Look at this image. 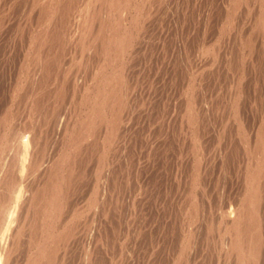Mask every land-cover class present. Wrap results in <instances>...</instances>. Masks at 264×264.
I'll use <instances>...</instances> for the list:
<instances>
[{
    "label": "rangeland",
    "instance_id": "374dc122",
    "mask_svg": "<svg viewBox=\"0 0 264 264\" xmlns=\"http://www.w3.org/2000/svg\"><path fill=\"white\" fill-rule=\"evenodd\" d=\"M17 1V2H16ZM23 1V2H22ZM0 0V61H2L3 63H1L0 62V111H3V112H0V139H1V142H0V148H2V149H4V146H5V148L6 149H9L8 151H10V153L5 149V151H7L8 153H6V155H5V151H4V153H1L0 154V156L1 155H4V158H3V156H1L0 157V164H1V171H0V174H3V175H0V177L2 176H4L3 178H2V186H0L1 188H3V190L0 188V193H1V190H2V193L3 194H0V200H1V197L3 196V199L4 200H2L1 202H7V203H5L7 206V208H8V210H7V214H6V218L8 217V219H6L5 217V219H4V222L6 221V223L10 220V217L9 216H11V214H12V212H13V208H14V201L15 200H13L12 199V197L14 196H11L12 195V193H11V190L14 188V191H15V194L17 193V191L18 190H21L22 192H24V191H26L27 190V192L25 193L24 192V194L22 193V198L24 199L25 197H26V199H22V204L21 205H19L18 206V208L16 209V213H17V215H16V213H15V215H14V220L12 219V221L14 222V226H15V228L16 227H19V223H21L22 224V226L25 228V225H26V228H30L29 230L27 229L26 230V228L24 229V234L20 237V240L18 241V243H19V245L18 244H16V250H14L13 252H12V254H11V259H12V261H13V259L15 260V262L17 263V261H18V263L17 264H23V260H24V256L26 255V251H28L29 252V242H31V236H32V234H33V229L29 226V224L27 223V221H26V212L29 210V207L31 206L30 204H31V202L30 201H32L29 197L32 195L33 196V193L34 192H37V191H35V188H36V186H39L40 184H42L43 185V182L42 183H40L41 181H45L46 180V175H44V173H48L52 168V166L54 165V167H55V165L58 163V167L57 168H59V170H61L60 171V174H59V176L61 177V174H62V178H64L65 179V177L67 176V178H69V182H70V180H71V184L70 183H67L66 185L68 186H66V188H65V193H66V191H67V193H68V191H69V194H67L68 196H69V198H67L66 197V199L67 200H65V201H67L66 202V206H65V208L67 209V211H70L71 212V210L70 209H68V205H69V208H75V206H74V204L76 205L77 204V202H79L80 204H81V206L80 205H76V207H79V210H81L82 208H84L83 210H85L84 211V214H85V217L87 216V218H89V219H86V220H84V216L82 215V214H80V216H79V219L80 218H82L80 221L83 223V224H85L84 223V221H87L88 223H89V221H90V218H91V212H90V210L91 209H87L86 208V204H88V202H89V200L87 201V199L90 197V198H92V197H94V196H96L98 193H99V191L101 192V190L100 189H102L101 187H103V190L107 187V189L108 190H106L105 189V191H108L106 194H103V197L100 195V193H99V195L98 196H100L103 200H105L104 199V197H105V195H106V197H107V199L105 200V201H107L106 203H104L102 206H101V208L103 207V210H102V212L100 211L99 212V208L100 207H98V212L96 211V214H101L100 216L98 215V218L99 217H104V213L103 212H105L107 215L106 216H108L109 217V219H108V217H107V219H106V221H105V218H106V216H105V218H100V222L98 221V223L100 224H98L97 223V221H96V225H99V226H96V230H98L99 231V233H98V231H96V233H95V237H94V239L96 238V236L98 237V242L96 241V243L95 244H97V245H95V247H94V252L96 253V256H95V258L93 259V261H95V262H93L92 261V264H176V262L177 263H180L181 262V264H207V262H209V264H214V262H215V264H222V262H224V264L227 262V264L229 263V264H233V262L232 261H234V259H232L231 258V256H229L228 257V255H226V257L224 258V254L222 253L223 251L222 250H219V249H222L219 245H218V240H219V236H218V234H219V232H220V229L218 228V226H217V223H218V221H216L217 220V213L215 212V210L217 211V208H218V196L220 195V194H217V193H220V186H221V182H223V183H225V185L226 186H224V188H225V190H224V188H223V191L222 192H224L223 193V196H224V194L225 193H227L226 194V196H228V200H229V198H230V200H233L235 197H236V195L238 196V198L240 197V195L242 194V193H245V189H244V182L243 181H245V177H244V175H243V180H242V175H238L239 174V171L241 172L240 174H244L245 172H246V167L248 168L249 166H250V164L252 163V160H251V162H250V160L248 159V158H250L251 159V155H253V154H247V153H252L253 152V150L251 151V146H250V144L251 143H249V144H247L246 143V145H247V147H246V145H245V148H246V150L244 149V146H243V143L244 142H241L242 140H243V138L240 136V135H243V133H244V135H243V137H244V141L245 140H247V139H250V138H252L253 137V132H254V128H255V126L257 125V124H259L258 122L260 121V119H262L261 117L264 115V99L263 98H261V97H264V85H263V83H264V45L262 46L260 43H261V40L262 39H264L263 37H264V35H262L263 34V32H261L262 30H260L259 29V26H257L258 24V22H259V18L257 19L256 17V13L252 10H250V9H252V7L250 6V8H249V10H248V8L247 9H244V7H242V9H237V12H236V15H235V18L236 17H242V18H240L239 19V17L238 18H236V19H234L235 21H233V23L232 22H230L229 20H227L226 19V17H227V15H228V13H230V2H229V0H203V4H202V0L200 1V0H158L159 1V3H156V0H151V2H148L149 0H147V1H144V3H145V5L146 4H150V3H153L152 5H150L149 6V10H148V17H144V19L146 18V20H144L143 19V21H145L144 23H142V29H139L140 30V32L139 31H136L135 32V36H136V39L137 40H135L134 42H133V44L127 49V53H124V55L121 57H117V56H115V57H110L111 59L112 58H114L113 60H111L113 63H111V65H109V66H106V64H104L105 66H106V69H110L111 68V66H114L115 67V65H116V63H117V65H119V66H125V68L127 67V69L126 70H124L125 68H124V66H123V70H124V72H126L125 74L128 76V74H129V76H128V80H129V82H132L133 81V83L135 82L136 84V86H134V93H133V95H130L131 97H129L130 99H129V101H132L130 104H129V108H130V111H129V114H131V117L133 116V118L134 117H136L137 116V118H134L133 120L134 121H132V123H131V128L132 129H130L131 131H128V133H126L127 135L128 134H130V135H128L129 137H127V135L125 134L124 135V133L123 132H121L120 134H121V136H116V138H115V145H118V147L115 149V148H113L111 145H110V148H109V150H108V152H107V154H105L106 156L104 157V160H103V158H102V160H100V161H97V153H96V148H95V144H96V142L98 141V142H103L104 140V138L102 137V136H100V137H97L96 136V139L95 140H97V141H95V140H93L94 139V137H90V138H87L86 139V142L85 141H83L82 143H81V145L84 143V145L86 146V148L84 147H82L81 148V150H80V152H79V154L74 158V162L76 163L77 162V164H74V166L73 167H71V170H74V167H76L75 169L77 170H75V171H73V172H71V170H69L68 169V166H67V164H66V161H60V162H58L59 160H60V158H61V156L64 154V152L66 151H69L71 148V150H70V153H74L73 151L75 150L74 148H77V147H71L70 146V144H67V142L66 141H68V139L69 140H71L70 138V136L69 135H71V128L70 127H72L71 126V124L75 121V125L74 124H72V125H74V126H76V124L79 122V118H81V119H83L84 118V116L86 115L85 113H82L80 110H84V112H85V106H83V105H81L82 107H77V106H74V104L76 105V100L78 101V99H79V97H78V95L80 96V95H86V89H84L83 87H86L87 89L90 87L91 88V86L93 85V83L95 84V82L96 81H98L95 77H96V75H98L97 73L99 72L100 73V71H102V67H100V65H99V61H97V58H96V56H95V58H92L90 61H88V62H90L89 64H90V66H89V64H88V62L86 61H84V58H83V62H82V64L81 65H78V64H75L74 62H75V60H73L74 59V50H75V48H77L76 47V43H75V45H74V43L73 42H75L74 40L71 42L70 41V39H71V32H73L72 30L74 29L73 27H74V23H72V16H71V19H70V22H67V27H66V30H68L67 32V35L70 33V35H68V37H67V35L65 36V41H66V43H65V50H64V52H65V54L63 55V56H65L66 55V53L68 54V56H69V54L71 53L72 54V58L70 59V57H67V55L64 57L65 58V60H63L62 61V63L61 64H58V58L56 57V55L54 56V57H56V58H50V57H52V55L51 56H49V54L47 55L48 56V58L46 57V59H47V63H46V69L44 68H42V69H39V68H37L36 69V67H35V65L33 64V60H34V58H32V56H34L35 57V55H33V49L31 48V46H28V45H31V37L33 36L32 34L35 32V30H38V29H35L34 27H36L33 23H35L34 21L35 20H37V17H36V15H37V10H36V8H34L33 6L32 7H30V3H29V5H28V2L30 1V0H26L27 2H25V0ZM83 2H84V0H82ZM81 0H78V1H75V0H73V2H75V4H73V2H72V4H73V6L71 7L72 9L74 8V9H76V10H74V15H75V12L76 11H79V12H83L82 10L83 9H81V8H83L84 6H83V2H82ZM86 1H88V2H91L90 0H85V2ZM153 1V2H152ZM161 1V2H160ZM199 1V2H198ZM228 1V2H227ZM11 4H10V3ZM16 2V3H15ZM76 2H78V3H76ZM142 2V1H141ZM168 2V3H167ZM193 2V3H192ZM14 3V4H13ZM19 5H18V4ZM20 3H22V4H20ZM26 3V4H25ZM83 3V4H82ZM157 5H156V4ZM165 3V4H164ZM187 3V4H186ZM195 3V4H194ZM206 3V4H205ZM208 3H209V5L211 6L210 7V9H211V12H207V11H209L210 9H207L208 7H209V5H208ZM16 4H17V7H21V9H19V8H17L16 7ZM71 4V5H72ZM79 5L78 7H77V5ZM193 4V5H192ZM199 4H202V5H199ZM205 4V5H204ZM251 4V3H250ZM12 5V6H11ZM20 5H22V6H20ZM81 5H82V7H81ZM85 5V4H84ZM148 5H147V7H148ZM163 5V6H162ZM183 5V6H182ZM208 5V6H207ZM224 5V6H223ZM229 5V6H228ZM15 6V7H14ZM155 6H157V7H155ZM166 6V7H165ZM188 6H190V7H188ZM199 6V7H198ZM203 6V7H202ZM205 6V7H204ZM7 7V8H6ZM26 7H28V9L26 10ZM77 7V8H76ZM81 7V8H80ZM153 7V8H152ZM159 7V8H158ZM163 7V8H162ZM169 7V8H168ZM196 7V8H195ZM207 7V8H206ZM222 7H223V9H222ZM17 8V9H16ZM23 8V9H22ZM31 8V9H30ZM32 8H33V10H32ZM81 9V10H79V9ZM158 8V9H157ZM200 8V9H199ZM203 8V10H204V12H205V23H206V25H205V36H204V39H205V41H206V44H207V46L209 47H207L208 48V51L209 52H211V50H209V49H212V52H213V54H209V52H206V53H204L203 55H201L200 56V54H197V58L198 59H195V56L193 57L192 55H194V52L192 51V47H194L193 46V43L194 44H196V41L198 40V38L199 39H201L200 38V36L202 37V35H199V34H201V22H200V19L199 18H202L200 15H201V13L200 12H202L201 11V9ZM227 9V10H225V9ZM2 9H4V10H2ZM15 9V10H14ZM34 9H35V11H34ZM71 9V10H72ZM95 9H96V5H95ZM163 9V10H162ZM165 9V10H164ZM169 9V10H168ZM183 9V10H182ZM188 9V10H187ZM197 9V10H196ZM212 9H213V11H212ZM2 10V11H1ZM26 11V13H24L25 11ZM72 10V11H73ZM162 12H161V11ZM182 10V11H181ZM223 10V11H222ZM242 10H243V13H244V16H243V13H242ZM18 11V12H17ZM27 11H29L30 13L31 12H33V13H31V18H30V14H29V12H27ZM166 11V12H165ZM168 11V12H167ZM175 11H177V12H175ZM179 11H181L180 13H179ZM188 11V12H187ZM215 11V12H214ZM246 11H248V13H250V14H248V13H246ZM251 11V12H250ZM21 12V13H20ZM156 12V13H155ZM164 12V13H163ZM198 12V13H197ZM224 12V13H223ZM255 13V15L253 14V13ZM21 15H20V14ZM23 13V14H22ZM29 15H28V14ZM78 13V12H77ZM76 13V14H77ZM143 13V12H142ZM155 13V14H154ZM203 13V12H202ZM210 13V14H209ZM3 14V15H2ZM5 14V15H4ZM9 14V15H8ZM11 14H12V16L14 15V14H16V16H11ZM19 14V15H18ZM34 16H33V15ZM144 14V13H143ZM192 14H194V16H195V18H194V16L192 15ZM196 14L198 15V16H196ZM238 14V15H237ZM7 15V16H6ZM25 15V16H24ZM26 15H28V19H26L25 17H26ZM160 15V16H159ZM163 15V16H162ZM182 15V16H181ZM242 15V16H241ZM252 17V18H250V16ZM8 16H11V17H9V19H8ZM33 16V17H32ZM178 16V17H177ZM185 16V17H184ZM224 16H225V18H224ZM248 16V17H247ZM1 17H3L2 19H1ZM7 17V18H6ZM22 17H24V18H22ZM193 17V18H192ZM197 17H199L198 19H197ZM212 17V18H211ZM253 17H255L254 18V21H253ZM10 18H12L11 20H10ZM18 19V21L20 22L21 21V19H22V21H21V23L20 24H18L17 26H16V22H17V19ZM33 18H34V20H33ZM150 18H152V19H150ZM189 18V19H188ZM224 18V19H223ZM245 18V19H244ZM248 18H249V20H248ZM8 19V20H7ZM25 19V20H24ZM155 19V20H154ZM188 19V20H187ZM195 19V20H194ZM220 19V21H219V23H218V20ZM226 19V20H225ZM239 19V20H238ZM248 21H252L253 22V24H252V22L250 23V22H248ZM252 19V20H251ZM256 19L258 20V21H256ZM3 20V21H2ZM12 20H14V22L12 21ZM27 20V21H26ZM63 20V19H62ZM148 20V21H147ZM160 20V21H159ZM207 20H209V21H211L212 23L210 24V23H208L207 22ZM245 20L247 21L246 23H245ZM2 21V22H1ZM7 21V22H6ZM10 21V22H9ZM12 21V22H11ZM16 21V22H15ZM26 21V22H25ZM64 21V20H63ZM150 21H152V23L150 22ZM193 23H192V22ZM198 21V22H197ZM224 21H225V23H224ZM229 21V22H228ZM244 21V23L245 24H243L242 22ZM3 22H4V24H3ZM18 22V23H19ZM24 22H25V24H24ZM155 24H154V23ZM197 24H196V23ZM240 22V23H239ZM255 22H256V25H255ZM260 22H262L261 20H260ZM259 22V23H260ZM6 23V24H5ZM54 23L55 24H57L56 23V21H54ZM66 23V22H65ZM72 23V24H71ZM150 25H149V24ZM185 23V24H184ZM208 23V24H207ZM215 23V24H214ZM222 23H224V25L222 24ZM234 23H236V24H234ZM247 23H249V24H247ZM22 24V25H21ZM24 24V25H23ZM194 24H196V28L195 27H193V25ZM199 24V25H198ZM238 24H240V25H238ZM242 24V25H241ZM250 24L252 25V26H250ZM26 25V26H25ZM33 25V26H32ZM73 25V26H72ZM207 25H208V30H207ZM210 25V26H209ZM214 25V27H212ZM223 25V26H222ZM226 25H227V27H226ZM233 25V26H232ZM3 26V27H2ZM22 26V27H21ZM72 26V27H71ZM144 26H146L145 28H143ZM157 26H158V28H157ZM161 26V27H160ZM185 26V27H184ZM199 26V27H198ZM218 26V27H217ZM222 26V27H221ZM228 26H230L229 27V29H228ZM238 26V27H237ZM244 26H246L245 28H244ZM1 27H2V29H1ZM20 27V28H19ZM212 27V28H211ZM215 27H217V28H215ZM224 27V28H223ZM234 29H232V28ZM9 30H8V29ZM31 28H33V29H31ZM73 28V29H72ZM140 28V27H139ZM153 28V29H152ZM161 28V29H160ZM200 28V29H199ZM211 28V29H210ZM221 28H222V30H221ZM253 28V29H252ZM256 28H258L259 30L256 32L255 30H257ZM30 29H31V31H30ZM69 29L71 30V31H69ZM145 29H146V34H145ZM195 29H196V32H195ZM219 30L218 32L217 31H214V30ZM228 30L229 32H227L226 30ZM232 29V30H231ZM248 29V30H247ZM255 31V32H253L252 33V31ZM3 30V31H2ZM32 30H33V32H32ZM207 30V31H206ZM210 30V31H209ZM236 30V31H235ZM242 30V31H241ZM247 30V32H245ZM5 31V32H4ZM11 31V32H10ZM18 31V32H17ZM21 31V32H20ZM28 31H30V32H28ZM144 31V32H143ZM158 31V32H157ZM190 31V32H189ZM239 31V32H238ZM2 32V33H1ZM4 32V33H3ZM32 32V33H31ZM199 32V33H198ZM207 32V33H206ZM210 32V33H209ZM213 32V33H212ZM214 32H217V34L219 35V33H220V35H219V37H218V39H217V37L216 36H218V35H216V33H214ZM225 32H226V34L228 35V38H227V36H226V34H225ZM232 32V33H231ZM237 32V33H236ZM245 32V33H244ZM249 32H251V33H249ZM262 33V34H260V33ZM15 33V34H14ZM18 33H19V35H18ZM141 33V34H140ZM163 33V34H162ZM229 33V34H228ZM239 33V34H238ZM244 33V34H243ZM247 33V34H246ZM2 34H5V36H3ZM26 34H29V36H27ZM195 34V35H194ZM214 34L216 35L215 37H214ZM224 34V35H223ZM238 34V35H237ZM253 34H254V36H253ZM25 35V36H24ZM30 35H31V37H30ZM144 35V36H143ZM159 35V36H158ZM161 35V36H160ZM191 35H192V37H191ZM199 35V36H198ZM207 35H209V36H207ZM212 35H213V39L211 40V38H212ZM232 35V37H230ZM241 35H242V37H243V40H241L242 39V37H241ZM251 35V36H250ZM262 35V36H261ZM13 36V37H12ZM187 36V37H186ZM189 36V37H188ZM211 36V37H210ZM247 36H250V38L249 37H247ZM255 37V38H253V37ZM259 38H258V37ZM7 38V40H6V38ZM9 37V38H8ZM26 37V38H25ZM29 37V38H28ZM69 37H70V39H69ZM239 37V38H238ZM241 37V38H240ZM66 38H68L67 40H66ZM143 38V39H142ZM146 38V39H145ZM192 38V39H191ZM223 38H225V39H223ZM231 38H232V40H231ZM235 38V39H234ZM239 39V42H238V39ZM246 38H248V39H246ZM30 39V40H29ZM33 39V38H32ZM145 39V40H144ZM229 39V40H228ZM237 39V40H236ZM245 39V40H244ZM192 40V41H191ZM211 40V41H210ZM215 40H216V42H215ZM218 40H220L221 42L222 41H224V43L222 42V44L218 41ZM249 40V41H248ZM250 40H251V43H250V45H249V42H250ZM68 41H70L69 43H68ZM146 41V42H145ZM191 41V42H190ZM199 41V40H198ZM231 43V44H233L232 45V47L230 46V44H229V42ZM237 41V43H235ZM243 41H244V44H243ZM247 41V42H246ZM252 41H254V42H252ZM5 42V43H4ZM8 42V43H7ZM20 42H21V44H20ZM187 42V43H186ZM214 42V43H213ZM255 42H259V43H256L255 44ZM147 43V44H146ZM240 43V44H239ZM246 43H248V44H246ZM5 44V45H4ZM8 44V45H7ZM71 44V45H70ZM216 44L218 45L217 47H216ZM225 44L227 45V46H225ZM236 44V45H235ZM253 44H254V46H253ZM27 45V46H26ZM68 45V46H67ZM75 47H74V46ZM215 45V46H214ZM223 45V46H222ZM237 45H239V46H237ZM241 45H243L242 47H240ZM247 45H249L250 46V48H248L247 47ZM134 46V47H133ZM229 46V47H228ZM238 47V49H237V47ZM71 48V51L69 50V48ZM73 47H74V49H73ZM214 47V48H213ZM220 47V48H219ZM246 47V51L243 49V48H245ZM251 47H253V50H252V48ZM29 48H31V49H29ZM217 48V49H216ZM225 48V49H224ZM227 48H228V50H227ZM230 48H232V49H230ZM242 48V49H241ZM263 48V49H262ZM8 49V50H7ZM59 49V48H58ZM67 49L70 51L69 53H68V51H67ZM72 49H73V51H72ZM241 49V51H239ZM257 49V51H255ZM131 52H130V51ZM216 52H215V51ZM222 50V51H221ZM236 50V51H235ZM21 51H23L22 53H23V55H22V53H21ZM138 51V52H137ZM220 51V52H219ZM227 51V52H226ZM232 51H234V52H232ZM238 51V52H237ZM243 51V52H242ZM245 51V52H244ZM128 52H130V53H128ZM214 52H215V54H214ZM219 53V55H218V53ZM257 52V53H256ZM263 52V53H262ZM7 53V54H6ZM9 53V54H8ZM32 53V54H31ZM133 53V54H132ZM193 53V54H192ZM224 53H226L225 55H224ZM252 54V53H254L253 54V56L252 55H250V54ZM256 53V54H255ZM258 53H260V54H258ZM93 54H95V52L93 53ZM127 54V55H126ZM209 57H207L206 55ZM232 54V55H231ZM240 54V55H239ZM26 57H25V56ZM28 55V56H27ZM130 55V56H129ZM134 55V56H133ZM198 55H199V57H198ZM213 55V56H212ZM223 57V59H222V57ZM230 57H229V56ZM237 56V58L238 59H236L235 57ZM249 57H254L253 58V60H252V58H248V56ZM127 56H129L130 57V59H129V57H128V59L130 60H128V59H126V57ZM188 56V57H187ZM212 56V57H211ZM215 56V57H214ZM217 56H218V58H217ZM221 58H220V57ZM241 56H243V57H241ZM23 57V58H22ZM202 57V58H201ZM229 57V58H228ZM244 57H246L245 59H244ZM69 60H68V59ZM124 58H125V60H124ZM188 58H190V59H188ZM194 58V59H193ZM205 58L206 59H211L210 60V62H209V60H205ZM213 58H214V60H213ZM233 58V59H232ZM235 58V59H234ZM243 58V59H242ZM28 59V60H27ZM32 61H31V60ZM49 59V60H48ZM55 59H57V60H55ZM121 59V60H120ZM188 59V60H187ZM219 59H220V61H219ZM240 59H242V60H240ZM246 59L248 60V61H246ZM25 60V61H24ZM53 60V61H52ZM67 60V61H66ZM71 60H73L74 62H71ZM92 60H94L93 62H92ZM117 60V61H116ZM120 60V61H119ZM122 60H124V61H122ZM181 60V61H180ZM191 60V61H190ZM194 60V62H192ZM197 62H196V61ZM213 60V61H212ZM217 60H218V62H217ZM228 60V61H227ZM234 61V60H236V61H234V62H230V61ZM240 60V61H239ZM22 61V62H21ZM27 61V62H26ZM56 61H57V63H56ZM97 61V63H95ZM116 61V62H115ZM190 61V62H189ZM200 61H201V64H200ZM222 61H223V63H222ZM225 61V62H224ZM21 62V63H20ZM24 62V63H23ZM26 62V63H25ZM30 62V63H29ZM32 62V63H31ZM119 62H120V64H119ZM121 62H123V63H121ZM186 62V63H185ZM207 62V63H206ZM209 62V63H208ZM262 62V63H261ZM48 63H49V65H48ZM51 63V64H50ZM53 63V64H52ZM66 63H70V65L71 66H69V68L67 67L68 65L66 64ZM75 65H74V64ZM86 63H87V65H86ZM94 63H95V67H94ZM126 63H127V65H126ZM185 63V64H184ZM190 63V64H189ZM212 63V64H211ZM213 63H214V65H213ZM216 63V64H215ZM219 63V64H218ZM231 63V64H230ZM238 63V64H237ZM240 63V64H239ZM245 63V64H244ZM257 65H256V64ZM17 64H19L18 66H17ZM29 64V65H28ZM92 64V65H91ZM99 65V69H101V70H99L98 69V65ZM123 64V65H122ZM188 64V65H187ZM198 64V65H197ZM206 64V65H205ZM218 64V65H217ZM221 64V65H220ZM231 66H229V65ZM235 64V65H234ZM244 64V65H243ZM4 65V66H3ZM21 65H22V67H21ZM32 65H34V66H32ZM54 65V66H53ZM59 65H64L63 66V69L62 68H59V67H62V66H59ZM67 65V66H66ZM74 65V66H73ZM189 65H193V67L191 68V66H189ZM194 65H196V66H194ZM201 65H203L204 66V68L201 66ZM209 65V66H208ZM211 65H213V67L211 66ZM236 65H237V67H236ZM255 65V67H254V69H255V72H254V69H252V67ZM47 66H49L50 68H47ZM58 66V67H57ZM104 66V67H105ZM131 66V67H130ZM202 68H201V67ZM215 66V67H214ZM235 66V67H234ZM240 66H242V67H240ZM247 66V67H246ZM250 66H251V68H250ZM32 67H34V69H36V71H38V72H36V71H34V72H30V71H33L32 69ZM77 67H80V68H78V70L76 69ZM83 67V68H82ZM89 67V70L88 69H86V68H88ZM94 67V68H93ZM196 68V70H198L197 72H195L193 69H195ZM205 67H207L208 68V70H207V68H205ZM216 67H217V69H219L220 67H221V69L223 70V69H226L225 70V72H224V70L222 71V70H217L216 69ZM219 67V68H218ZM230 69H229V68ZM234 67V68H233ZM22 68V69H21ZM53 68H55L54 69V71H53ZM66 68V69H65ZM84 68H85V70H84ZM90 68H92L93 70H90ZM113 68V67H112ZM131 68V69H130ZM185 68H187V69H185ZM211 70H210V69ZM212 68H214L213 69V72H212ZM235 68H239L238 70H237V72H236V70H234ZM242 68V69H241ZM243 68H245V69H243ZM249 68V69H248ZM259 68V69H258ZM27 69V70H26ZM49 69V70H48ZM80 69V70H79ZM82 69L84 70V72L85 73H88V74H86L88 77H89V79H88V77H85L86 75H85V73L84 72H82ZM94 69H95V71H94ZM98 69V70H97ZM115 70H116V67L114 68ZM130 69V70H129ZM141 69V70H140ZM204 69V70H203ZM205 69H206V71H205ZM217 71H216V70ZM232 69V70H231ZM253 71H252V70ZM20 70V71H19ZM24 72H23V71ZM57 72H56V71ZM65 70H66V72H65ZM72 70V71H71ZM77 70V71H76ZM88 70V71H87ZM130 72H129V71ZM157 70V71H156ZM178 70V71H177ZM203 72H202V71ZM229 70H231L232 71V73H231V71H230V73H227V72H229ZM241 70V71H240ZM51 71V72H50ZM73 71L76 73V72H78V74L77 75H75V73L73 74ZM87 71V72H86ZM89 71H91V72H89ZM93 71H94V74H93ZM132 71V72H131ZM138 71V73H136ZM150 71V73H148ZM152 71V72H151ZM188 71H189V73H188ZM200 71H201V73H200ZM215 71V72H214ZM222 71L223 73H225V74H227V75H225V74H223V73H220V72ZM227 71V72H226ZM235 71V72H234ZM243 71V72H242ZM245 71V72H244ZM248 71H249V74H248ZM256 71H257V73H256ZM22 72H23V74H22ZM36 72V74H34ZM56 72V73H55ZM59 72V73H58ZM63 74H62V73ZM69 72V73H68ZM82 72V73H81ZM97 72V73H96ZM134 72L136 73L135 75H134ZM140 72V73H139ZM154 72H156V73H154ZM182 72V73H181ZM190 72H191V74H190ZM193 72V73H192ZM218 74H217V73ZM252 72V73H251ZM26 73V74H25ZM40 73H41V76L43 77V79H45V80H43L41 77H39L40 76ZM44 75H43V74ZM45 73H47V74H45ZM70 74L71 76H66L65 75V77H60V75L61 76H63L64 74ZM73 75H72V74ZM90 73V74H89ZM188 73V74H187ZM194 73H196V75H198V76H195V74ZM199 73V74H198ZM207 73H209V75L207 74ZM215 73V74H214ZM235 73V76L234 75H232V74H234ZM241 73V74H240ZM243 73V74H242ZM247 73V74H246ZM254 73H256L255 75H254ZM32 74H34V75H32ZM49 74V75H48ZM56 74V75H55ZM85 76H84V75ZM91 74H92V76H91ZM133 74V75H132ZM187 74V75H186ZM210 74L212 75L213 74V76H210ZM219 74L220 75H222V76H219ZM229 74V75H228ZM17 75V76H16ZM39 75V76H38ZM51 75V76H50ZM55 75V76H54ZM58 75V76H57ZM81 75H83V76H81ZM90 75V76H89ZM93 75H95V76H93ZM140 76L139 78L137 77V76ZM147 75V76H146ZM183 75V76H182ZM189 75L190 76H192L193 75V77H191V78H189ZM199 75H202L201 76V78L199 77ZM208 75V76H207ZM244 76V78H243V76ZM248 77H247V76ZM263 75V76H262ZM29 76V77H28ZM31 76L33 77V78H31ZM72 76H76L75 78H76V82L78 83H74L75 82V79H74V77H72ZM144 76V77H143ZM206 76V77H205ZM210 76V77H209ZM217 76V77H216ZM225 77V81L226 80H228V83H231L229 86H230V88H231V90L232 91H230V93L229 92H227L228 90H230V88L228 87V83L227 82H223V80H224V77ZM253 76V77H252ZM258 76H260V77H262V78H260V77H258ZM49 77V78H48ZM57 77V78H56ZM70 77H72L73 78V80H70V79H72V78H70ZM79 77H82V79L83 80H86V78H87V81H84V83L85 82H87L84 86L82 85V83H80V82H82V79L81 78H79ZM93 77V78H92ZM196 77V78H195ZM204 77V78H203ZM212 77V78H211ZM228 77H229V79H228ZM232 77H234V78H232ZM236 77V78H235ZM241 77H242V79H243V81H242V79H241ZM250 77V78H249ZM11 78V79H10ZM19 78V79H18ZM36 78V79H35ZM63 78H65V80H62ZM78 78H79V80H78ZM95 78V79H94ZM135 80H134V79ZM137 78V79H136ZM184 78H185V80L187 81V79H188V81L187 82H185L184 81ZM187 78V79H186ZM194 78L196 79V81L194 80ZM199 80H198V79ZM203 78V79H202ZM206 78V79H205ZM211 78V79H210ZM231 78H232V80H231ZM39 79V80H38ZM43 81H41V80ZM51 79V80H50ZM56 79V80H55ZM192 79H193V81H192ZM210 79V80H209ZM239 79V80H238ZM241 79V80H240ZM9 82H8V81ZM17 80V81H16ZM34 80V81H33ZM37 80V81H36ZM69 80V81H68ZM78 80V81H77ZM89 80H90V82H89ZM94 80V81H93ZM143 80V81H142ZM205 80H207V81H205ZM221 80V81H220ZM233 80H235V81H237L238 83V86H243V89L244 90H241L242 89V87L240 86V88L241 89H239L238 90V86H237V84H236V82L235 81H233ZM255 80V81H254ZM11 81V82H10ZM36 81V82H35ZM39 81V82H38ZM48 81V82H47ZM51 81V82H50ZM202 81V82H201ZM7 82V83H6ZM25 82V83H24ZM45 82V83H44ZM89 82V83H88ZM190 82V83H189ZM192 82H195V84L197 83V84H199V86H203V87H200L199 89H202V90H199L200 92V96H199V98L201 97V99H202V101L203 100H205L206 102L204 103V101H203V103H201L202 105H200V103H199V107L200 108H202V109H205V110H203L202 112H204V114L203 115H206V116H203L202 115V117H203V123H202V121L199 119L198 120V122L197 123H199V124H197L199 127H201L200 128V132H199V134L201 135V136H198L197 137V139H194V137H193V135H192V132L191 131H189V130H191V128L190 127H188V126H186V124H185V119H186V116H184V114L183 113H186L184 110L186 109V101H188V99H187V97H191V95L192 94H190V96H189V92H190V88H191V83ZM200 82V83H199ZM203 82L205 83H207V85L206 84H203ZM210 82V83H209ZM243 84H242V83ZM246 82V84H244ZM262 82V83H261ZM32 83V84H31ZM36 83H38L39 84V87L41 88H39V87H37L38 85H35ZM43 83V84H42ZM55 83H56V85H55ZM61 83H63V84H61ZM70 83H72V84H70ZM90 83H91V86H89L90 85ZM184 83V84H183ZM212 83V84H211ZM218 83H219V85H218ZM221 83H224V84H221ZM235 83V85H232V84H234ZM256 83V84H255ZM9 84V85H8ZM17 84V85H16ZM18 84H20V85H18ZM26 84H27V86H26ZM46 84V85H45ZM48 84V85H47ZM77 84V86L79 85V88H80V85H81V87H82V89L80 88H78V91H77V86H75V88H74V85H76ZM182 84L183 85H187L188 87H186L185 88V86H182ZM203 84V85H202ZM220 84H221V86H220ZM258 84V85H257ZM260 84H261V86L262 87H260ZM16 87H15V86ZM32 87H31V86ZM42 85H44V86H41ZM55 85V86H54ZM60 85V86H59ZM66 85V86H65ZM71 85H73V86H71ZM87 85V86H86ZM143 87H142V86ZM204 85H206V86H208V88H212V89H208L207 87H205ZM229 88V89H227V87ZM22 86V87H21ZM37 88H39V89H37ZM55 87V89H54V87ZM58 86V87H57ZM62 86V87H61ZM72 88H71V87ZM150 86V87H149ZM210 86V87H209ZM217 86H218V88H217ZM232 86V87H231ZM235 86V87H234ZM26 87V88H25ZM44 87H46V88H44ZM59 88V89H57V88ZM139 87V88H138ZM147 87H149V88H147ZM225 87H226V90H224L225 89ZM233 87H234V91H235V89H237L236 90V93L233 91ZM237 87V88H236ZM248 87V88H247ZM12 88V89H11ZM25 88V89H24ZM34 88H36V89H34ZM61 88V89H60ZM71 88V89H70ZM151 88V89H150ZM184 88V89H183ZM222 88V89H221ZM224 88V89H223ZM253 88H255V89H253ZM73 89H74V91H73ZM144 89V90H143ZM146 89V90H145ZM206 89V90H205ZM219 89V90H218ZM249 89V90H248ZM259 89V90H258ZM23 90V91H22ZM33 90H35V91H37L36 93H35V91H33ZM42 90V91H41ZM51 90H53V91H51ZM58 92H57V91ZM63 90V91H62ZM76 90V91H75ZM83 90V91H82ZM89 90V89H88ZM147 90L149 91V92H151V93H147ZM156 90V91H155ZM186 90V91H185ZM206 91V93L204 92V91ZM209 91V93H210V95H209V93H208V91ZM222 90H224L225 91V94L229 97V99H230V101H228L227 99H228V97L227 96H225V98L223 97L224 95L222 94L223 92H222ZM253 90V91H252ZM6 91V92H5ZM29 91V92H28ZM30 91H31V93H30ZM41 91V92H40ZM45 91V92H44ZM65 91V92H64ZM90 91V90H89ZM146 91V92H145ZM202 91H203V93H202ZM218 91V92H217ZM221 91V93H219ZM25 92V93H24ZM48 92H50V93H48ZM74 92V97H73V93ZM77 93V96H75L76 95V93ZM79 92H80V94H79ZM140 92V93H139ZM156 92V93H155ZM187 92V93H186ZM212 92V93H211ZM227 92V93H226ZM232 92V93H231ZM235 94H234V93ZM239 92H241L242 93V97H240L241 96V93H239ZM244 92H246V93H244ZM250 92V93H249ZM261 92V94L259 95V93ZM3 93V94H2ZM10 93V94H9ZM18 93V94H17ZM35 93V94H34ZM42 93V94H41ZM56 93V94H55ZM59 93V94H58ZM62 95H61V94ZM67 93H69L68 95H66ZM137 93V94H136ZM146 95H145V94ZM191 93H193V89H191ZM217 93H219V94H217ZM238 93V94H237ZM244 93V94H243ZM257 93V94H256ZM32 94V95H31ZM37 94H38V96H37ZM49 94H52V95H50L49 96ZM58 94V95H57ZM188 94V95H187ZM214 94H217L218 96H215ZM230 94V95H229ZM232 94H233V96H232ZM240 94V95H239ZM15 95V96H14ZM34 95V96H33ZM41 95V96H40ZM54 95V97H51V96H53ZM64 95V96H63ZM71 95V96H70ZM151 95H153V96H151ZM182 95H183V97H182ZM202 95V96H201ZM208 95V96H207ZM212 95V96H211ZM223 95V96H222ZM238 95V96H237ZM244 95V96H243ZM56 96V97H55ZM58 96V97H57ZM62 96H63V98H62ZM151 96V97H150ZM212 97L211 99H210V97ZM232 98H231V97ZM235 96H237V98L238 99H236L235 98ZM18 97V98H17ZM26 97V98H25ZM44 97H46V98H44ZM78 97V98H77ZM81 97V96H80ZM142 97V98H141ZM154 99H153V98ZM182 97V98H181ZM202 97H204V98H202ZM207 97H208V99L209 100H207ZM215 97V98H214ZM216 97L218 98V97H220L219 98V100L218 99H216ZM223 97V98H222ZM66 98V99H65ZM71 98V99H70ZM75 98V99H74ZM138 98V99H137ZM140 98V99H139ZM234 98V99H233ZM241 98V99H240ZM27 99V100H26ZM48 99V100H47ZM56 99V100H55ZM133 99V100H132ZM159 99V100H158ZM163 99V100H162ZM165 99V100H164ZM178 99V101H179V103L180 104H178L177 102L178 101H176ZM222 99H224V101L222 100ZM46 100V101H45ZM64 100V101H63ZM69 100V101H68ZM135 100V101H134ZM151 100H153V101H151ZM157 100V101H156ZM184 100V101H183ZM215 100L217 101V102H215ZM228 102H226V101ZM235 102V100L237 101V100H240V101H238L239 103H237L236 102V104H240L239 106H241V107H239V108H242L241 109V111L243 110V114H241V116L244 118V121L246 122V125H245V122L243 121V126H242V128L244 127L245 129L244 130H241V128H239V126H237L236 127V125L238 124L237 123V121L234 119L235 118V116L234 115H232V113H231V108L229 109V106H230V104H232V103H234L233 101ZM242 100H244L243 102H241ZM252 100V101H251ZM254 100V101H253ZM11 101V102H10ZM62 101V102H61ZM159 101V102H158ZM175 102L174 104L172 103V102ZM210 101V102H209ZM213 101H214V103H213ZM263 101V102H262ZM31 102H32V104H31ZM53 102V103H52ZM166 102V103H165ZM222 102V103H221ZM224 102H226V109L224 108L225 106H224ZM251 102V103H250ZM253 102V103H252ZM22 104V106H21V104ZM23 103H25V104H23ZM31 105H30V104ZM44 103V104H43ZM49 103V104H48ZM52 103V104H51ZM55 103H56V105H55ZM69 103H71V105L69 104ZM140 103V105H139V107H138V104ZM170 103H171V107L169 106L170 105ZM210 103V104H209ZM218 103V104H217ZM244 103V104H243ZM249 103V104H248ZM6 106H5V105ZM11 104V105H10ZM37 104V105H36ZM44 106H43V105ZM145 104V105H144ZM148 104V105H147ZM173 104V105H172ZM204 104V105H203ZM215 104V105H214ZM228 104V105H227ZM256 104H259V105H256ZM260 104H261V106H260ZM10 105V106H9ZM25 105H26V108H25ZM39 105L41 106V107H39ZM47 105V108H45V106ZM49 105H50V109H49ZM53 105V106H52ZM62 107H61V106ZM135 105H137V106H135ZM178 105H180V106H178ZM181 105H182V107H181ZM183 105H184V107H183ZM214 105V106H213ZM18 106V107H17ZM34 106V107H33ZM64 106H65V108H64ZM67 106V107H66ZM144 106V107H143ZM157 106H159V107H157ZM168 106V107H167ZM174 106H175V108H174ZM204 106V107H203ZM208 108H207V107ZM223 106V107H222ZM246 106V107H245ZM254 106V107H253ZM37 107V108H36ZM85 107V108H84ZM136 107V108H135ZM173 107V108H172ZM206 107V108H205ZM213 107V108H212ZM219 107V108H218ZM221 107V108H220ZM258 107H260V108H258ZM15 108V109H14ZM18 108H20L19 110H18ZM32 110H31V109ZM41 108H42V110H41ZM52 108H53V110H52ZM78 108V109H77ZM82 108V109H81ZM138 108V109H137ZM148 108V109H147ZM157 108V109H156ZM171 110H170V109ZM178 108V110H179V112H178V110H176ZM185 108V109H184ZM217 108L219 109L218 111L220 112V115H218L219 116V119H218V117H217V115L216 116H214L215 114H219V112H217ZM223 108V110L225 111L224 112V114L225 115H222L223 114V110H220V109H222ZM7 111H6V110ZM66 109V110H65ZM70 110V112H68L69 110ZM73 109L76 111H74L73 113H72V111H73ZM80 109V110H79ZM150 109V110H149ZM155 109H156V111H155ZM182 109H184V110H182ZM228 109V110H227ZM238 109V108H237ZM22 110H24V112L22 111ZM45 110V111H44ZM48 110H49V112H48ZM72 110V111H71ZM79 110V112L78 113H80V116H79V114H77V116H76V113H77V111ZM133 110V111H132ZM166 110V111H165ZM173 110H175V112L173 111ZM229 111L228 113H227V111ZM247 110V111H246ZM250 110V111H249ZM10 111V112H9ZM14 111H15V113H14ZM22 111V112H21ZM131 111H132V113H131ZM137 111V112H136ZM139 111H140V113H139ZM170 112V114L172 115H170L169 114V112ZM173 113H172V112ZM182 111H184V112H182ZM258 111V112H257ZM260 111V112H259ZM13 112V113H12ZM18 112H20V113H18ZM44 112V113H43ZM66 112V114H68V115H65V117H64V114L63 113H65ZM134 112H136V114H133ZM142 112V113H141ZM149 112L150 113H152L151 115L149 114ZM168 112V113H167ZM178 113V114H175V116H174V113ZM210 112V113H209ZM222 112V113H221ZM246 112H248V113H246ZM262 112H263V114H262ZM5 113V114H4ZM16 113H18V114H16ZM30 113V114H29ZM34 113H36V114H34ZM37 113H41V114H37ZM47 113V114H46ZM138 113V114H137ZM164 113V114H163ZM166 113V114H165ZM179 113H182L181 115L179 114ZM212 113H213V115H212ZM252 113V114H251ZM26 114V115H25ZM34 114V115H33ZM55 116H54V115ZM69 114H73V116H70ZM85 114V115H84ZM141 114V115H140ZM197 114L198 115H200L198 112H197ZM209 114H211L212 115V118H210V120L211 121H209L208 122V116H211V115H209ZM227 114V115H226ZM229 114H231V116H232V118H231V116H228ZM249 114H250V116H249ZM260 114V115H259ZM4 115V116H3ZM12 115V116H11ZM14 115H15V117H14ZM16 115H18V116H16ZM21 115V116H20ZM39 115V116H38ZM53 115V116H52ZM61 117H60V116ZM82 115V116H81ZM177 115V116H176ZM197 115V119L198 118H202V117H200V116H198ZM255 115V116H254ZM19 116H20V118H19ZM25 116V117H24ZM27 116V117H26ZM36 116H37V120L35 121V119H36ZM50 116V117H49ZM63 116V117H62ZM68 116H70L71 118H69ZM122 116H123V120L125 119V113L123 112V114H122ZM145 116V117H144ZM149 116H151V117H149ZM157 116V117H156ZM169 118H168V117ZM174 116V117H173ZM180 116L182 117V121H181V119H180ZM234 116V117H233ZM254 116V117H253ZM259 116V117H258ZM45 119H44V118ZM47 117V118H46ZM54 117V118H53ZM86 117V116H85ZM171 117V118H170ZM221 117V118H220ZM222 117H224V118H222ZM229 117H230V119H229ZM246 117H248V118H246ZM250 117V118H249ZM5 118V119H4ZM16 120H15V119ZM30 120H29V119ZM59 118H60V120H63V123H65V124H63L62 123V121H60L59 120ZM64 118V119H63ZM139 118V119H138ZM141 118V119H140ZM149 118H151L150 119V121L148 120ZM152 118H153V120H152ZM155 118V119H154ZM180 119V121H179V119ZM205 118H206V120H205ZM214 118V119H213ZM258 118V120H256ZM12 119V120H11ZM22 119H24V120H22ZM26 119V120H25ZM34 119V120H33ZM137 119V120H136ZM166 119V120H165ZM169 119V120H168ZM171 119V120H170ZM178 119V120H177ZM227 119V120H226ZM233 119H234V121H233ZM246 119V120H245ZM250 121V123L248 122V120ZM1 120H2V122H1ZM18 120V121H17ZM65 120V121H64ZM67 120H69L68 122H67ZM78 122H77V121ZM138 121L137 122V124L135 123L136 121ZM149 122H151L153 125H151L150 126V124L151 123H149ZM159 122H158V121ZM174 120V121H173ZM176 120V121H175ZM214 120V121H213ZM225 120L226 121H228V122H226L225 123ZM230 120V121H229ZM16 121V122H15ZM20 121V122H19ZM24 121H25V123H24ZM41 121V122H40ZM57 121H59V125H58V123H57ZM73 121V122H72ZM140 121H142L143 123L141 124V122ZM213 121V122H212ZM231 121H233L232 122V124H231ZM236 121V122H235ZM16 124H15V123ZM22 122H23V125L21 126L20 124H22ZM27 122V123H26ZM28 122H29V124H28ZM48 124H47V123ZM134 122V123H133ZM157 122V123H156ZM161 122V123H160ZM163 122V123H162ZM184 122V123H183ZM200 122H201V124H200ZM205 122V123H204ZM207 122V123H206ZM220 122H221V124H220ZM223 122H224V125H223ZM252 122V123H251ZM255 122V123H254ZM3 125H2V124ZM8 123H10V124H8ZM18 123H19V125H18ZM39 125H38V124ZM43 123H45V125L43 124ZM55 123V124H54ZM62 123V124H61ZM140 123V124H139ZM174 123V124H173ZM176 123V124H175ZM181 125H180V124ZM228 123L230 124V125H228ZM236 125H235V124ZM28 124V125H27ZM134 125V128H133V125ZM144 124H146V126H147V128L146 127H144L145 125ZM160 124V125H159ZM203 124H204V126H203ZM208 124V125H207ZM220 126H219V125ZM248 124H250V125H248ZM25 125H26V127H25ZM32 125L33 126H35V127H37V128H35V127H32ZM44 125V127H42ZM53 125H56V129H55V126H53ZM58 125V126H57ZM143 125V126H142ZM159 125V126H158ZM165 125V126H164ZM178 125V126H177ZM179 125H180V127H179ZM183 125V126H182ZM188 125V124H187ZM207 125V126H206ZM223 125V126H222ZM226 125H228V126H226ZM14 126V127H13ZM18 126V127H17ZM19 126H21L23 129L25 128V130L23 131L22 130V128L20 129V127ZM24 126V127H23ZM65 126V128H63V129H66V132H65V130H64V136H63V130H61L62 129V127H64ZM70 126V127H69ZM162 126V127H161ZM175 126V127H174ZM186 128H185V127ZM231 126V127H230ZM12 127V128H11ZM67 127V128H66ZM165 127H167L168 129H167V131H166V128ZM188 127V128H187ZM235 127V128H234ZM15 128L17 129V128H19V129H17L19 132L22 130L23 131V134L21 133H18L17 132V130H15ZM32 128V129H31ZM158 128V129H157ZM163 128L165 129V130H163ZM172 128H175L176 130H172ZM178 128V129H177ZM184 128V129H183ZM207 128V129H206ZM224 130H223V129ZM229 129V128H231L230 129V131L228 130L227 131V129ZM248 128H250V129H248ZM11 129V130H10ZM13 129V130H12ZM35 129H37V130H35ZM54 129V130H53ZM128 129V130H129ZM136 129V130H135ZM140 129V130H139ZM142 129H144L145 130V132H146V134H145V132H144V130H142ZM2 130V131H1ZM5 130V131H4ZM30 130V131H29ZM32 130H34V131H32ZM135 132H133V131ZM144 132H142V131ZM147 130V131H146ZM163 130V131H162ZM182 130H184V132L182 131ZM209 130V131H208ZM220 130H221V132H224V133H220ZM223 130V131H222ZM225 130L227 131V132H225ZM236 130V132H234ZM240 131L239 133L240 134H237L238 133V131ZM10 132V133H7V132ZM14 131H16V135H18V137H20L21 136V138H22V136H23V138H26L27 137V135H28V140H31V141H33V142H28V141H26V139H23L22 138V140H25L24 141V143H25V145L27 144V148H29V146L31 147V150H29V149H27L26 148V146L24 145V143H22L23 145H24V147L26 148H24L23 147V145L21 146V138L19 139L18 137H16V136H14V137H16V138H14L12 135H15V134H13V132ZM25 131H27V132H25ZM39 131V132H38ZM48 131V132H47ZM53 131H55V133L56 134H58L59 135V133L57 132V131H62L60 134H62V135H54V138H55V140L54 139H52L53 138ZM152 131V132H151ZM175 131H177V132H175ZM203 131V132H202ZM232 131V132H231ZM246 131H248V132H246ZM35 133V132H38V133H40V134H37V133H35V134H33V133ZM67 132H69V133H67ZM131 132H133V135H132V133ZM151 133V134H149V133ZM165 132H167V133H165ZM185 132H186V134H185ZM190 132V133H189ZM243 132V133H242ZM250 132V133H249ZM2 133V134H1ZM15 133V132H14ZM25 133V134H24ZM26 133H27V135H26ZM30 133H31V135L32 136H30ZM143 134V135H141V134ZM154 133V134H153ZM157 133V134H156ZM179 133H181V134H179ZM183 133V134H182ZM202 133V134H201ZM217 133H220L219 135H217ZM227 133V134H226ZM230 133L232 134V135H230ZM234 133H236V134H234ZM248 133V134H247ZM6 134V137L4 136V135ZM12 134V135H11ZM51 134V135H50ZM138 134V135H137ZM168 134V135H167ZM179 134V135H178ZM186 135L185 137L184 136H182V135ZM228 134L230 135V136H228ZM250 134V135H249ZM4 136V137H2V136ZM10 135V136H9ZM25 135V136H24ZM35 135V136H34ZM43 135V136H42ZM69 137H68V136ZM123 135V136H122ZM147 136V139H146V141H145V138H146V136ZM148 135H150V136H148ZM237 135V136H236ZM57 137V139H56V137ZM62 138H61V137ZM66 136V137H65ZM131 136V137H130ZM141 136H142V139H140L141 138ZM153 136V137H152ZM160 136V137H159ZM168 136V137H167ZM177 136H179V137H177ZM218 136V137H217ZM223 136V137H222ZM232 136H235V138L234 137H232ZM2 137V138H1ZM7 137H8V139L10 140V141H15V139H16V141L18 142V145L21 147V150H22V148H24V150H27V152H26V154L29 152H31L30 154V158L29 157H27V155H24L25 153L23 152L24 150H20V147L19 146H16V149H15V145H17V142L15 141V142H13L12 144H11V142L7 139ZM9 137H11V139H12V137H13V139L11 140ZM29 137H30V139H29ZM33 137V138H32ZM37 137V138H36ZM40 138V140H39V138ZM52 137V138H51ZM133 137V138H132ZM135 137V138H134ZM137 137V138H136ZM148 137L150 138L149 139V141L147 142V140H148ZM155 137V138H154ZM173 137V138H172ZM215 137V138H214ZM226 137V138H225ZM41 138H43V141H42V139ZM91 138H93L92 139V141H91ZM103 138V139H102ZM128 138V139H127ZM132 138V139H131ZM139 138V140H137ZM182 138H184L185 140H186V142L184 143L183 142V139ZM208 138V139H207ZM217 138V139H216ZM221 139V140H223V139H225V140H223V141H220V140H218V139ZM228 138V139H227ZM231 140H230V139ZM233 138V139H232ZM237 138H240V143L238 142V139ZM247 138V139H246ZM4 139H6V141H9L10 142V148H11V150H10V148H9V146H8V143L9 142H7V144H6V141L4 140ZM47 139H49V141L47 140ZM127 139V141H125ZM144 139V140H143ZM153 139V140H152ZM155 139V140H154ZM181 141H180V140ZM188 139V140H187ZM213 139H214V142H215V144H213L214 142H212L213 141ZM37 140V141H36ZM54 140V141H53ZM56 140H57V142H56ZM60 140H62V142H61V146H60V143H59V141ZM65 140V141H64ZM101 140V141H100ZM103 140V141H102ZM131 140V141H130ZM135 140V141H134ZM141 140H143V141H145V142H141ZM158 140V141H157ZM162 140V141H161ZM232 142H230V141ZM20 141V142H19ZM91 141V142H90ZM93 141H95V142H93ZM129 141V142H128ZM137 141V142H136ZM139 141V142H138ZM153 141V144H150V142H152ZM162 142V143H160V142ZM176 141H178L177 143H176ZM188 141V142H187ZM192 142V143H189V142ZM197 141H199V142H197ZM217 141H218V145H217ZM219 141H220V143H219ZM229 141V142H228ZM235 141H236V143H235ZM252 140H250V142H251ZM2 142H4L3 144H1ZM36 142L38 143H40V142H42V145H41V143L39 144L40 146H38V144H36ZM93 142V143H92ZM97 142V143H98ZM156 142H158L157 144H159L158 146H157V144H156ZM181 142H183V146H185V148L186 149H188V150H186L181 144ZM195 142V143H194ZM222 142L224 143L223 145H222ZM226 142V143H225ZM29 143H34V144H32V145H29ZM46 143V144H45ZM54 143H59V145L58 146H56ZM62 143H65V144H62ZM68 143H71V141H68ZM88 143V144H87ZM91 143H92V145H94V146H91ZM144 143V144H143ZM146 143V144H145ZM147 143H148V145H147ZM166 143V144H165ZM181 143V144H180ZM193 143H194V145H195V147H194V145H193ZM199 143H200V145H199ZM235 143V144H234ZM43 144L45 145V146H43ZM99 144V143H98ZM150 144V145H149ZM155 144V145H154ZM160 144H162V146H160ZM165 144V145H164ZM187 144H192L190 147H189V145H187ZM204 144V145H203ZM212 144V145H211ZM220 144V145H219ZM229 144H231L230 146L231 147H229ZM34 145L36 146V148L34 147ZM64 145V146H63ZM65 145H66V147H65ZM100 145V144H99ZM122 145V146H121ZM133 147H132V146ZM143 145V146H142ZM145 145H147L146 147H145ZM171 145H174V146H171ZM175 145H177V146H175ZM235 145H241L240 147H238L237 148V146H235ZM12 146H14V148L12 147ZM34 148H33V147ZM57 147V148H53V147ZM65 148V150L63 151V147ZM67 146H70V149L69 150H67L68 148H67ZM89 146H91V147H93V148H91V147H89ZM121 146V147H120ZM125 146V147H124ZM138 146H142V147H139L138 148ZM152 148H151V147ZM182 146V147H181ZM188 146V147H187ZM201 146V147H200ZM227 146V147H226ZM19 147V149H17ZM41 147V148H40ZM50 147H52V149H50ZM191 147H192V149H191ZM235 147H236V149H238V150H236L235 149ZM33 148V149H32ZM39 148V150H37ZM44 148V150H43V152H41V150L40 149H43ZM46 148V149H45ZM67 148V149H66ZM119 148V149H118ZM128 148V149H127ZM132 148V149H131ZM140 148H141V150H140ZM143 148V149H142ZM209 148V149H208ZM212 148V149H211ZM226 148V152H228V153H226L225 152V149ZM229 148H231V149H233V150H231V149H229ZM247 148H248V150H247ZM51 151H50V150ZM58 149V150H57ZM59 149H61V150H59ZM74 149V150H73ZM126 149V150H125ZM134 149V150H133ZM147 149V150H146ZM152 149H153V151H152ZM168 149V150H167ZM175 149V150H174ZM181 149V150H180ZM200 149V150H199ZM202 149V150H201ZM228 149V150H227ZM19 152H18V151ZM55 150H57L56 152V154H58L59 153V151H60V153H62V155L59 153V156L58 157H55L56 156V154H55V158H56V161L55 162H53L52 160H54V159H52L51 157L54 155L53 153H55V152H53V151H55ZM86 150V151H85ZM89 150H92L91 152H89ZM95 152H94V151ZM113 150H115V151H113ZM119 150H121L120 151V153H119ZM128 150H130V151H128ZM133 150V151H132ZM142 150H144V151H142ZM160 150V151H159ZM172 152H171V151ZM184 150H186V151H184ZM208 150V151H207ZM229 150H230V154H231V151L233 152V151H235V152H238V153H235V155H234V152H233V155L231 154V156H230V154H229ZM243 150L244 151H246L245 152V155H244V157H243V155L242 154H244V152H243ZM1 151V150H0ZM3 151V150H2ZM1 151V152H2ZM17 153H15V152ZM38 151L40 152V154L42 153H45V154H39L38 153ZM48 151H50L51 153L49 154V152ZM82 151H83V153H82ZM85 151V152H84ZM178 151V152H177ZM187 151H188V153H187ZM194 151H196V153H194ZM199 151V152H198ZM204 151H206L207 152V154H210V156L209 155H207V154H205L204 155ZM224 151V152H223ZM249 151V152H248ZM12 152V153H11ZM22 152H23V155L25 156V157H27V159L22 155ZM38 153V155H40L39 157H38V155L36 154L35 155V157L37 156V159L33 156L34 155V153ZM65 152V153H66ZM115 152V153H114ZM118 152V153H117ZM149 152V153H148ZM152 152V153H151ZM165 152V153H164ZM169 152V153H168ZM210 152V153H209ZM29 153H28V155H29ZM76 153V152H75ZM74 153V154H75ZM82 153V154H81ZM95 153V154H94ZM123 153V154H122ZM146 153V154H145ZM187 154V155H185V154ZM201 153V154H200ZM203 153V154H202ZM242 153V154H241ZM9 154L11 155V157H9ZM18 154H21V155H18ZM49 154V155H48ZM93 154V155H92ZM112 154V155H111ZM118 154V155H117ZM131 154V155H130ZM139 156H138V155ZM144 154V155H143ZM179 154V155H178ZM185 155V156H183V155ZM238 155V157H237V155ZM8 155V156H7ZM14 155V156H13ZM16 155H17V159H16ZM52 155V156H51ZM117 155V156H116ZM120 155H122V156H120ZM142 155V156H141ZM180 155H182L181 157H182V159L180 158ZM195 155V156H194ZM197 155L199 156V157H197ZM202 155V156H201ZM246 155H247V158H246ZM7 158H6V157ZM84 156V157H83ZM110 157L109 158V160L107 161L106 159L108 158V157ZM149 156V157H148ZM168 156H170V157H168ZM191 156V157H190ZM193 156V157H192ZM211 156H213V157H211ZM222 156H226V158L228 157V159H226L225 157H222ZM236 156V157H235ZM241 158H240V157ZM8 157H9V159H8ZM19 157V158H18ZM24 159L22 162L20 161V162H18V159L20 160H22V158ZM33 157V158H32ZM42 157V158H41ZM47 157H49V158H47ZM53 157V158H54ZM86 157V158H85ZM92 157V158H91ZM93 157H94V159H93ZM116 157V158H115ZM162 157V158H161ZM167 157V158H166ZM187 157V158H186ZM198 159H200V160H197L196 158ZM204 157V158H203ZM208 157L210 158V159H208ZM1 158H3V159H5V160H2ZM11 158V159H10ZM31 158L33 159L32 160V165L30 164V162L29 161H31ZM43 158H44V161H46V164H45V162H43ZM47 158V159H46ZM52 160H51V159ZM57 158H59V159H57ZM84 158V159H83ZM120 158V159H119ZM152 158V159H151ZM156 158V159H155ZM164 158V159H163ZM174 158V159H173ZM195 158V159H194ZM213 158H214V161L215 162H213ZM223 159V160H219V159ZM230 158L232 159H235L234 161L232 160H230ZM242 158H244V159H242ZM7 159V160H6ZM42 159V160H41ZM52 161V164H51V161ZM82 161H81V160ZM93 159V160H92ZM113 159H115L114 161H113ZM117 159V160H116ZM122 159V160H121ZM125 159H127V160H125ZM135 159V160H134ZM166 159H168V160H166ZM188 160V162H187V160ZM204 159H205V161H204ZM212 159V160H211ZM245 159H248V160H246L245 161ZM253 159V158H252ZM17 160V161H16ZM34 160H37L36 162L34 161ZM77 160V161H76ZM106 160V162H104ZM111 160V161H110ZM192 160V161H191ZM209 162H208V161ZM210 160L212 161L211 163H210ZM226 160H228V162L230 161V164H228V162L226 161ZM239 162H238V161ZM240 160H241V162H243V164L240 162ZM16 161V162H15ZM26 161H28L27 163H29V165L26 163ZM33 161H34V164L37 166V164L39 163V162H41L42 161V163H40V164H38V167H36L35 165H33ZM47 161H49L48 163H47ZM109 161H110V163H112V165L109 163ZM120 161V162H119ZM125 161V162H124ZM138 161V162H137ZM163 161V162H162ZM190 161V162H189ZM195 161L197 162V163H199V165L201 164V162L202 163H204V164H202V165H200V167H198V172H200L199 173V179H197L196 180V183H195V185H196V187H195V189H196V191L195 192H197V194H196V197H197V200H198V202L200 201V199L203 201V202H205V205H204V209H206V207H208L209 206V204L211 205V207L209 208H207L206 210H203V213L201 212V211H199L200 213H199V219H198V222L196 223L197 225H194V223L192 222V220H193V218L192 217H194L195 218V216H193L192 215V212H190L191 210H190V207L191 206H193L192 205V201L194 200V198L192 199V197H190V195L188 194V188H190V186L189 185H191V184H189V183H191L190 181H191V178L189 179V177H191V176H189V175H191L192 174V172L193 173H195V171L193 170L194 168H195V166L193 165V162H194V164H195ZM3 162L5 163L4 165H2L3 164ZM6 162H10L9 163V165H8V163L6 164ZM12 162V163H11ZM18 162V163H17ZM64 162V163H63ZM100 162H102V163H100ZM119 162V163H118ZM140 162H141V164H140ZM165 162V163H164ZM179 162V165H177V163ZM221 162V163H220ZM237 165H235L234 163ZM249 162V164H247ZM253 162H254V160H253ZM13 163H14V166H13ZM16 163V164H15ZM44 163V164H43ZM55 163V164H54ZM86 163H88V164H86ZM115 163V164H114ZM157 163V164H156ZM183 163V164H182ZM186 163V164H185ZM205 163H206V165H205ZM213 163V164H212ZM232 163V164H231ZM11 164H12V167H11ZM19 165V164H21V165H19V167H16V168H14L15 167V165ZM24 164H25V166L27 167V169H25L26 167L24 166ZM43 164V165H42ZM48 164H50V166L48 167ZM61 164V165H60ZM65 164V165H64ZM100 164V165H99ZM106 164H108L107 166H105ZM111 165V168H109L110 167V165ZM176 164V165H175ZM191 164V165H190ZM210 164V165H209ZM223 166H222V165ZM6 165V166H5ZM76 165V166H75ZM79 165V166H78ZM89 165V166H88ZM91 165V166H90ZM99 165V166H98ZM120 165V166H119ZM133 165H135V168L133 167ZM164 165V166H163ZM174 165L175 166H177V167H174ZM198 165V166H199ZM203 165H205L204 167H203ZM4 166H5V168H4ZM8 166V167H7ZM21 166H22V170L24 171L25 170V172H23V171H20L21 169ZM28 166H30V169H29V167ZM41 166V167H40ZM42 166H44V167H42ZM47 166V167H46ZM64 166V167H63ZM104 166H105V168H106V170L108 171H106L105 172V168H104ZM113 166H115V168L113 167ZM137 166H139V167H137ZM169 166V167H168ZM209 166V167H208ZM221 166H222V168H221ZM225 166V167H224ZM229 166H230V168H229ZM25 167V168H24ZM34 167V169H35V173L31 170L32 168ZM67 167V168H66ZM84 167V168H83ZM117 167H119L118 168V170H117ZM129 167V168H128ZM132 167L134 168V169H136L135 171H134V169H133V171H132ZM137 167V168H136ZM143 167V168H142ZM192 167V168H191ZM201 167H203V168H201ZM223 167H224V169H223ZM234 167V168H233ZM238 167V168H237ZM10 169L8 172H7V169ZM17 168H18V171H20L19 172V175L21 174V173H24L25 175H21V177H23V178H21L20 177V180L22 179H24V182L22 181H20V180H18V183L16 184V183H14L15 182V171L17 172ZM24 168V169H23ZM38 168V169H37ZM42 168H45L44 169V171H43V169ZM60 168H62V169H60ZM65 168V169H64ZM73 168V169H72ZM100 168H102V170H99ZM131 168V170H129ZM201 168V169H200ZM205 168V169H204ZM208 168V169H207ZM235 168H236V171H237V173L238 174H236L235 172ZM11 169H13L12 171H11ZM14 169H16V170H14ZM30 170V172H29V170ZM33 169V170H34ZM39 169H40V172H42V173H40L39 172ZM41 169H42V171H41ZM111 169V170H110ZM117 171H115V170ZM125 169V170H124ZM138 169H140V170H138ZM234 169V170H233ZM263 169H264V167H263ZM67 170H69V174H68V171ZM90 170H94V171H90ZM99 170V171H98ZM110 170V171H109ZM112 170H114V171H112ZM127 170V171H126ZM137 170L138 171H141V172H139V174H140V177H138L139 175L138 174H136L137 173ZM209 170V171H208ZM222 170L224 171V170H226V172H227V174L230 176H224L223 175V172H222ZM239 170V171H238ZM5 171H6V173H5ZM28 171V172H27ZM65 171H67V172H65ZM89 171H90V173H89ZM124 171V172H123ZM144 171H145V173H144ZM147 171V172H146ZM152 171V172H151ZM157 171V172H156ZM164 171V172H163ZM182 171V172H181ZM207 173H206V172ZM234 171V172H233ZM264 170H262V172H263ZM12 172V173H11ZM33 172V173H32ZM77 172V173H76ZM92 172H94V174L92 173ZM103 173V174H101V173ZM121 172V173H120ZM186 172L189 174H186ZM8 173V174H7ZM9 173H10V175H11V177H10V175H9ZM58 173H59V171H58ZM64 173H65V175H64ZM73 175L74 174V176H72L71 177V174ZM106 173V174H105ZM110 173V174H109ZM118 173L119 174V176H118V174L116 175V174ZM123 173V174H122ZM125 173L127 174V175H125ZM130 173V175H128ZM156 173V174H155ZM166 173V174H165ZM191 173V174H190ZM15 174V175H14ZM28 174V175H27ZM31 174V175H30ZM32 174H35L34 175V178L35 179H38L37 181L34 179V178H32V180H31V177L33 176ZM78 176H77V175ZM90 174V175H89ZM92 174H93V176H92ZM116 175V176H113V175ZM134 174H136V175H134ZM149 175L148 177L146 176V175ZM163 174V175H162ZM174 174V175H173ZM203 174H208L207 175V177H206V175L204 176ZM263 174H264V172H263ZM262 174V175H263ZM7 175H9L8 176V178H6L7 177ZM102 176V177H100V181L99 180H97L99 177H97V178H95L96 176ZM106 175H108L109 177H108V179H107V176ZM126 177H125V176ZM158 175V177H156V176ZM178 175H180L179 177H177ZM185 175V176H184ZM187 175H188V179H187ZM201 175V176H200ZM14 178H13V177ZM26 176H28V177H26ZM37 176H38V178H37ZM42 176H45V177H43L42 178ZM65 176V177H64ZM91 176V177H90ZM110 176H111V178H115V179H117V180H114V184H112V181H113V179H110ZM113 176V177H112ZM123 176H124V178H123ZM134 176V177H133ZM142 176V177H141ZM155 176V177H154ZM176 176V177H175ZM183 176V177H182ZM18 178H19V176H17ZM25 177L27 178V180L25 179ZM81 177V178H80ZM89 177V178H88ZM119 177V178H118ZM129 177V178H128ZM133 177V178H132ZM146 177V178H145ZM182 177V178H181ZM239 177V178H238ZM0 178V179H1ZM6 178V179H5ZM11 180H10V179ZM72 178V179H71ZM101 178H103V180L101 179ZM127 178H128V180H127ZM155 178H158V179H156L155 180ZM166 178V179H165ZM229 178H231V179H229ZM28 179H29V181H32L31 183L29 182V183H26L25 181H27L28 182ZM34 179V180H33ZM77 179V180H76ZM96 181H95V180ZM120 179V180H119ZM124 179V180H123ZM144 179V180H143ZM178 179V180H177ZM186 179V180H185ZM205 179V180H204ZM208 179V180H207ZM7 180L9 181V182H7ZM66 180V179H65ZM64 180V181H65ZM103 182H102V181ZM108 180L110 181V182H108ZM126 180V181H125ZM139 180V181H138ZM162 180V181H161ZM188 180H189V182H188ZM198 180H199V182H200V184L198 183ZM201 180V181H200ZM203 180V181H202ZM239 180V181H238ZM73 181V182H72ZM80 181V182H79ZM98 181H99V183H100V186H99V183H98ZM117 181V182H116ZM121 181H122V183H121ZM125 182V185L123 184L124 182ZM132 181H135L134 183L132 182ZM148 181V182H147ZM167 181V182H166ZM185 181H187V184H184V183H186ZM261 181V182H260ZM259 181V184H262V185H260L259 186V194L260 193H262V194H260L259 195V198H260V196H262L261 198H260V200L262 201V202H259L260 203V205H262V206H260L259 205V203L257 204V205H259L258 207H260V208H258L259 210L258 211H260L261 210V208H263V210H264V175H263V178H261V180ZM263 181V182H262ZM4 182H5V186H6V188H5V186H4ZM20 182V183H19ZM37 182H38V185H36L37 184ZM68 182V181H67ZM94 182H96V183H94ZM127 182V183H126ZM133 184H132V183ZM137 182H138V184H137ZM143 182H144V184H143ZM164 182H166V183H164ZM243 182V183H242ZM9 183V184H8ZM13 183V184H12ZM25 184V185H27L26 187H25V185H24V189L23 188H19V185H23V184ZM35 183V184H34ZM98 183V184H97ZM105 183H106V185L107 186H104L105 185ZM118 183V185H116ZM152 185H151V184ZM172 183V184H171ZM176 183V184H175ZM221 183V184H220ZM12 184V185H11ZM31 184V185H30ZM86 184H87V186H86ZM93 184V185H92ZM94 184H95V186H94ZM102 184H103V186H102ZM130 184V185H129ZM132 184V185H131ZM135 184V185H134ZM154 184V185H153ZM160 184V185H159ZM197 184H198V187H197ZM7 185H9L8 186V188L10 189L11 187V189L9 190V189H7ZM18 185V186H17ZM33 185H34V187H33ZM121 185V186H120ZM123 185V186H122ZM170 185V186H169ZM181 185V186H180ZM186 185H187V188L185 189V187H186ZM201 185L203 186V187H201ZM218 185H220L219 187H217ZM243 185V189H242V186ZM17 187L18 188V190L15 188V187ZM29 186H30V188H29ZM99 186V189L98 188H96V187H98ZM125 186V187H124ZM141 186V187H140ZM145 186V187H144ZM154 186V187H153ZM180 186V187H179ZM192 186V185H191ZM200 186V187H199ZM215 186V187H214ZM33 188V190H32V188ZM71 187L72 188H74V189H71ZM78 187V188H77ZM90 187H92V188H90ZM116 187V188H115ZM120 187V188H119ZM128 187V188H127ZM131 187V188H130ZM137 187V188H136ZM144 187V188H143ZM179 187V188H178ZM212 187H213V189H212ZM217 187V188H216ZM226 187H227V189H226ZM240 187V188H239ZM260 187L263 189H260ZM27 188H29V190H31V191H29ZM136 188V189H135ZM153 188V189H152ZM166 188V189H165ZM170 188V189H169ZM200 190H199V189ZM219 188V189H218ZM229 188H230V190H229ZM7 189V190H6ZM78 189V190H77ZM90 189H91V191H90ZM95 189H97V191L95 190ZM117 189V190H116ZM120 189V190H119ZM132 189V190H131ZM140 189H143L142 191L140 190ZM146 189V190H145ZM212 189V190H211ZM216 189V190H215ZM218 189V190H217ZM70 190H72L71 191V194H70ZM136 190H137V192H136ZM163 191L164 190V193L163 192H160V191ZM186 190H187V193H186ZM211 190V191H210ZM238 190V191H237ZM5 193H4V192ZM9 191H10V194H9ZM33 191V192H32ZM85 191V192H84ZM88 191L89 192H91V193H88ZM94 191H96V193L94 192ZM104 191V192H105ZM130 191V192H129ZM179 193H178V192ZM204 191V192H203ZM215 191H217V193L215 192ZM243 191V192H242ZM30 192H32V193H30ZM120 192V193H119ZM133 192H134V194H133ZM236 192H237V194H236ZM29 193H30V196H29ZM73 193V194H72ZM92 193H94L93 195H92ZM125 193V194H124ZM141 193V194H140ZM167 193V194H166ZM177 193V194H176ZM200 193V194H199ZM203 193V194H202ZM211 193V194H210ZM228 193L230 194H234L235 193V196L233 197V196H231V197H229V195H228ZM4 194H5V196H4ZM88 194H90L88 197H87V195ZM96 194V195H95ZM102 194V193H101ZM111 194V195H110ZM120 194V195H119ZM136 194V195H135ZM148 194V195H147ZM150 194V195H149ZM166 194V195H165ZM180 194V195H179ZM181 194H182V196H181ZM185 194V195H184ZM205 194V195H204ZM210 194V195H209ZM222 194V193H221ZM230 194V195H231ZM7 195H10L9 197L7 196ZM25 195V196H24ZM67 195H64V196H67ZM84 195V196H83ZM92 195V196H91ZM108 195V196H107ZM124 197H123V196ZM130 195V196H129ZM162 195H165V196H162ZM167 195H168V197H167ZM188 195V196H187ZM198 195H200L199 197H198ZM202 195H203V197H204V199H203V197H202ZM27 196H28V198H27ZM71 196V197H70ZM85 196H86V198H85ZM140 196V197H139ZM154 196V197H153ZM157 196V197H156ZM159 196V197H158ZM162 196V197H161ZM183 196H185V197H183ZM209 196V197H208ZM15 197V196H14ZM74 197V198H73ZM79 197V198H78ZM105 197V198H106ZM109 197V198H108ZM137 197V198H136ZM153 197V198H152ZM167 197V198H166ZM201 197V198H200ZM214 197V199H216V200H214L213 199V203H214V205L216 204L217 205V208H216V205L214 206H212V198ZM76 198V199H75ZM81 198H83V199H81ZM89 198V199H90ZM113 198H114V200H113ZM124 198V199H123ZM126 198V199H125ZM155 198V199H154ZM164 198V199H163ZM171 198H172V200H171ZM6 199V200H5ZM30 200L29 202H28V200ZM77 199L79 200V201H77ZM145 199V200H144ZM157 199H159V200H157ZM207 199V200H206ZM73 200L75 201L74 203H72L73 202ZM83 200V201H82ZM84 200H86L87 201V203H85L84 204ZM112 200V201H111ZM115 200H116V202H115ZM118 200V201H117ZM208 200H210V203H208V204H206V202L208 201ZM26 201V202H25ZM105 201H102V202H105ZM124 201H125V203H124ZM133 203H132V202ZM166 201V202H165ZM182 201V202H181ZM190 201V202H189ZM216 201V202H215ZM0 202V203H1ZM9 202V203H8ZM24 202H25V204H24ZM82 202V203H81ZM111 202V203H110ZM122 202V203H121ZM131 202V203H130ZM136 202V203H135ZM159 202V203H158ZM168 202V203H167ZM177 202V203H176ZM13 203V204H12ZM26 203L28 204V203H30V204H28V206L26 205ZM73 204V206H72V204ZM108 203V204H107ZM116 203V204H115ZM142 203V204H141ZM151 203H154V204H151ZM186 203V204H185ZM10 204V205H9ZM71 204V205H70ZM84 204V205H83ZM132 204V205H131ZM138 204V205H137ZM170 204V205H169ZM179 206H178V205ZM183 204H184V206H183ZM13 205V206H12ZM24 205V206H23ZM118 205H120V207L118 206ZM143 205H146V206H143ZM148 205V206H147ZM153 205H155V207H153ZM191 205V206H190ZM9 206H11V207H9ZM22 206H23V208H22ZM83 206V207H82ZM85 206V207H84ZM105 206H107L108 207V209H106V208H104ZM112 206V207H111ZM122 206V207H121ZM141 206V207H140ZM154 208H152V207ZM166 206V207H165ZM222 206V204H219V207H221ZM19 207H21V209L19 208ZM114 207V208H113ZM118 207V208H117ZM126 207V208H125ZM130 207V208H129ZM134 207V208H133ZM143 207H145V210H143ZM151 207V209H149ZM100 208V209H101ZM110 208V209H109ZM135 208H137L136 210H135ZM141 208L144 212H146V214H148V215H145V213L143 212V211H141V209L139 210V209ZM178 208V209H177ZM182 208H183V210H182ZM200 208V207H199ZM9 209H11V211L9 210ZM20 209V210H19ZM23 209V210H22ZM27 211H26V210ZM65 209V210H66ZM77 210H78V208H76ZM86 209L88 210V211H86ZM105 209V210H104ZM126 209V210H125ZM130 209V210H129ZM132 209H134L135 211H133ZM174 211H173V210ZM180 209V210H179ZM209 209H210V211H211V215H213V218H211V219H207L208 218V216L209 217H211V215H206L207 213H208V211H209ZM219 209V208H218ZM25 210V211H24ZM108 210V211H107ZM114 210V212H110V211H113ZM150 210V211H149ZM157 210V211H156ZM190 210V211H189ZM200 210V209H199ZM208 210V211H207ZM263 210H261L259 213H258V216H260L259 217V219L261 218V219H263V220H261L260 219V221H259V224H263L264 223V212H262ZM11 212V214H10V212ZM30 211V210H29ZM28 211V212H29ZM150 212V214H149V212ZM207 211V213H205ZM86 212V213H85ZM123 212V213H122ZM130 212L131 213H135L134 215L133 214H131L130 215ZM139 213V215H138V213ZM152 212H154V213H152ZM160 212V213H159ZM183 212H184V214L186 215H184L183 214ZM188 212L190 213V214H188ZM214 212V213H213ZM141 213V214H140ZM144 213V214H143ZM158 213V214H157ZM187 213V214H186ZM205 213V214H204ZM10 214V215H9ZM24 214H25V216H24ZM88 214V215H87ZM90 214V215H89ZM110 214V215H109ZM111 214H113V215H111ZM127 214H129V215H127ZM138 215V216H135V215ZM168 214V215H167ZM180 216H179V215ZM203 214V215H202ZM259 214H261V215H259ZM23 215V216H22ZM142 215H145L144 217L145 218H147L148 220H145V218L142 216ZM152 215H153V217H152ZM176 215V216H175ZM182 215H183V217H182ZM20 216V217H19ZM112 216V217H111ZM128 216V217H127ZM178 216V217H177ZM192 216V217H191ZM207 219H205L204 220V217ZM16 217V218H15ZM84 217V218H83ZM115 217V218H114ZM122 217V218H121ZM133 217V218H132ZM135 217H140L139 219L140 220H138L137 218H135ZM143 217V220H145V222L141 219ZM159 217V218H158ZM180 217V218H179ZM191 217V218H190ZM203 217V218H202ZM17 218H19V221H18V219ZM23 218L25 219L24 221H23ZM127 218V219H126ZM129 218H132V219H130L129 220ZM150 218V219H149ZM178 218H179V220L181 219V218H183V219H181L180 221H178ZM188 218V219H187ZM102 219H104L103 221H102ZM112 219V220H111ZM123 219H124V221H123ZM133 219H134V222H133ZM137 219V220H136ZM177 219V220H176ZM132 220V221H131ZM142 220V221H141ZM162 220V221H161ZM173 220V221H172ZM185 220H186V224L187 225H185ZM202 220V221H201ZM203 220H204V222H203ZM208 220H210V221H212L213 223H212V225L214 224V226H212L211 225V223H209L208 222ZM12 221H10L11 222V224H13V222ZM104 221H105V223H104ZM138 221H139V224L141 223V225L143 224V223H145V224H143V227L141 226V225H139V224H136V223H138ZM149 221V222H148ZM191 221V222H190ZM3 222V223H4ZM16 222V223H15ZM81 222H79V229L82 227V228H84L83 226H85V228L84 229H86L87 227V225H83ZM108 222H110V223H108ZM127 222V223H126ZM153 222H155V224L153 223ZM164 222V223H163ZM189 222V223H188ZM199 222L201 223V222H203V224H199ZM208 223L209 225V227H210V229H212V230H209V228H208V226H207V224H206V227L207 228H205V223ZM216 222V223H215ZM6 223H4L3 225H5ZM81 223V224H80ZM113 223H114V225L116 226H114L113 225ZM167 223V224H166ZM178 223V224H177ZM179 223H181V224H179ZM191 223L193 224V225H191ZM20 224V225H21ZM87 224V223H86ZM102 224L103 225H106L105 226V228H103L104 226H102ZM129 224H130V226H129ZM149 224V225H148ZM173 226H172V225ZM182 224H184L185 226V229H183L184 227L182 226ZM29 227H28V226ZM137 225H138V227H137ZM145 225V226H144ZM148 227H147V226ZM160 225L161 226H163V227H161L160 228ZM170 225V226H169ZM179 226V229H180V231H181V227H182V229L185 231H182L183 232V234H184V236L182 237V232L180 233V234H182L181 236H180V234L178 233H175V232H180V231H177V230H179L178 229V226ZM191 225V227H188V226H190ZM216 225V226H215ZM21 226V227H22ZM198 227L197 228V232H196V230H195V235L193 236H190L191 234H192V232H189L190 230H192V228L193 227ZM264 226V225H263ZM263 226L261 227V225L259 226V228L261 227L263 230L262 231H264V228H263ZM106 227H108V232H107V230H106ZM141 227H142V229H145V230H142L141 229ZM172 227H174V228H172ZM195 227H194V229H195ZM212 227H214V228H212ZM217 227V228H216ZM5 227H3V229H4ZM81 228V229H82ZM98 228V229H97ZM110 228V229H109ZM111 228H112V230H111ZM134 228V229H133ZM139 228H140V230H139ZM157 228H159V229H157ZM204 228V229H203ZM261 228H260V230H261ZM117 229V230H116ZM136 229V230H135ZM154 229V230H153ZM161 229V230H160ZM168 229V230H167ZM188 229H190L189 231H187ZM207 229H208V236H207V234H206V232H207ZM26 230V231H25ZM104 230H106V231H104ZM132 230H135V231H132ZM138 230L140 231L139 233L140 234H138ZM157 230V231H156ZM199 230H205V231H199ZM216 230H219V232L217 231L216 232ZM2 231V230H1ZM120 231V232H119ZM128 231V232H127ZM131 231V232H130ZM262 231H261V233H262ZM29 233V235L27 234V233ZM30 232H32V233H30ZM104 234H103V233ZM143 232V233H142ZM166 234H165V233ZM200 232V233H199ZM214 232V233H213ZM108 233V234H107ZM122 233V234H121ZM136 233H137V235H136ZM186 233V234H185ZM188 233V234H187ZM260 233V234H261ZM27 234V235H26ZM79 234V233H78ZM102 234V235H101ZM129 234V235H128ZM144 235V237L143 238H141V239H143V240H140V244H138L139 246V248L137 247V242H138V240L140 239V237L141 236H143ZM169 234V235H168ZM190 234V235H189ZM196 234H197V236H196ZM200 234V236H198ZM204 234V235H203ZM214 234V235H213ZM263 234V236H261V242H263V243H261V245L263 244V247H262V251H261V255H264V252H263V250H264V241H262V237H264V232L262 233ZM110 235V236H109ZM116 235V236H115ZM133 235H134V237H133ZM173 237H172V236ZM187 235V236H186ZM217 235V236H216ZM25 236V237H24ZM28 236H29V238H28ZM112 236V237H111ZM131 236V237H130ZM136 236V237H135ZM138 236H140V237H138ZM186 236V237H185ZM203 236H207L206 238L205 237H203ZM24 237V238H23ZM27 237V238H26ZM78 237V235L75 237V239H73V240H71L70 241V243L71 244H69V247H73V249L74 250H72V251H70L71 253H69V250H68V253L70 254H68L67 256H69L67 259H66V261H67V263H66V261L63 263V264H80V262L78 263V261L79 260H77L76 261V257L75 256H77L78 257V255L76 254L77 252H79V254H80V248H81V246H79V245H82V240L79 238H77ZM104 237V238H103ZM108 237V238H107ZM113 237H115V238H113ZM119 237H120V239H119ZM129 237V238H128ZM137 237H138V240H137ZM181 237H182V240H181ZM188 237H192L193 238V244L191 243V241H190V243L187 245L188 247L183 251V249H184V247H186V241H189L188 240ZM197 237H199V238H197ZM3 238V237H2ZM26 238V239H25ZM77 238V239H76ZM113 238V239H112ZM134 238H136V239H134ZM151 238V239H150ZM187 238V239H186ZM203 240H202V239ZM212 240H211V239ZM215 238H216V240H215ZM217 238H218V240H217ZM28 239V240H27ZM99 239H100V241H99ZM110 239V240H109ZM116 239V240H115ZM125 239H127V240H125ZM168 239V240H167ZM174 239V240H173ZM180 239V240H179ZM206 241H205V240ZM3 240H4V238H3ZM24 240V241H23ZM30 240V241H29ZM75 240V241H74ZM76 240H77V242H76ZM79 240H81V241H79ZM109 240V241H108ZM137 240V242H135V241ZM173 240V241H172ZM179 240V241H178ZM200 240V241H199ZM207 240H208V243L211 245V246H209V244L207 245ZM213 240H215V241H217V243L216 242H214ZM263 240H264V238H263ZM27 241V242H26ZM112 241H114V242H112ZM117 241V242H116ZM131 241H133V243H135V244H133V243H131ZM167 241V242H166ZM181 241V242H180ZM185 241V243H184V245L182 244V242H184ZM204 241V242H203ZM1 242H2V239H1ZM24 244H23V243ZM76 242V243H75ZM81 242V243H80ZM101 242V243H100ZM106 242V243H105ZM110 242V243H109ZM169 242V243H168ZM195 242L197 243V244H195ZM74 243H75V245H74ZM112 243V244H111ZM126 243V244H125ZM154 243V244H153ZM109 244V245H108ZM111 244V245H110ZM125 244V245H124ZM145 244V245H144ZM172 244V245H171ZM175 244V245H174ZM202 244H203V246H202ZM217 244V245H216ZM18 245V246H17ZM25 245V246H24ZM28 245V246H27ZM77 245H78V247H77ZM130 245V246H129ZM135 246V248H133L132 246ZM163 245V246H162ZM195 245V246H194ZM197 245V246H196ZM199 245V246H198ZM206 245H207V247H206ZM104 247V249H103V247ZM127 246V247H126ZM142 246V247H141ZM154 246V247H153ZM184 246V247H183ZM189 246H191V247H189ZM219 246V247H218ZM18 247H20V249L18 248ZM26 247H28L27 248V250H26ZM108 249H107V248ZM119 247V248H118ZM156 247V248H155ZM177 247V248H176ZM194 247H196V249L194 248ZM202 247V248H201ZM206 247V248H205ZM19 250H18V249ZM21 248H22V250H21ZM121 248V249H120ZM180 248V249H179ZM194 249L195 251L193 252L191 249ZM199 248H200V251H198L199 250ZM205 248V249H204ZM69 249H72V248H69ZM75 249H77V250H75ZM112 249V251H110ZM119 249V250H118ZM155 249V250H154ZM202 249V250H201ZM79 250V251H78ZM108 250V251H107ZM117 250H118V252H117ZM134 250V251H133ZM140 250V251H139ZM165 250V251H164ZM168 250V251H167ZM193 252V254L191 253V251ZM203 250H204V252H203ZM19 251V254L18 253H15V252H18ZM23 253H22V252ZM97 251V252H96ZM105 251V252H104ZM107 251V252H106ZM110 251V252H109ZM178 251H179V253H178ZM188 251H190V252H188ZM210 251V252H209ZM129 252H131L130 254L131 255H128V253ZM164 252V253H163ZM174 252V253H173ZM181 252H183V254L185 255V254H187V252H188V256L186 255V257L185 256H183V254H181L180 255V253ZM203 252V253H202ZM215 252V253H214ZM218 252V253H217ZM14 253H15V256H14ZM75 253V254H74ZM116 253H117V255H116ZM137 253V254H136ZM148 253V254H147ZM166 253V254H165ZM209 254V256H207V255H204V254ZM19 255V256H17V255ZM24 256H23V255ZM110 254V255H109ZM134 254H136V255H134ZM142 254V255H141ZM165 254V255H164ZM195 254H197V255H195ZM202 254V255H201ZM214 254H215V256H216V254H217V256L215 257L214 256ZM72 255V256H71ZM106 255V256H105ZM173 255V256H172ZM194 255V256H193ZM222 255V256H221ZM108 256V260L106 259V257ZM115 256V258H113ZM146 256H147V258H146ZM172 256V257H171ZM193 257V259H192V257ZM195 256H196V258H195ZM203 258H202V257ZM205 256H207V260H206V257ZM214 256V257H213ZM23 259H22V258ZM97 257V258H96ZM110 257V258H109ZM126 257H128V258H126ZM131 257V258H130ZM145 257V258H144ZM181 257V258H180ZM182 257H184V258H182ZM189 257L191 258V259H189ZM202 259H201V258ZM212 257V258H211ZM218 257V259H215V258H217ZM220 257V258H219ZM73 258H74V260H73ZM121 258V259H120ZM139 258V259H138ZM141 258V259H140ZM223 259L222 260V262H221V260L220 259ZM228 258H230V259H232V260H230V259H228ZM78 259V258H77ZM120 259V260H119ZM162 259V260H161ZM180 259H181V261H180ZM184 259H187V260H185L184 261ZM198 259H200V261L198 262ZM203 259H205V260H203ZM212 259V260H211ZM20 260H22V262L20 261ZM104 260V261H103ZM146 260V261H145ZM179 262H178V261ZM191 261L190 263H189V261ZM193 260V261H192ZM202 260L204 261V262H202ZM214 260V261H213ZM264 261V258H263V256H261L260 257V261L262 262V264H263V261ZM74 261V262H73ZM105 261H107V262H105ZM121 263H120V262ZM127 261V262H126ZM137 261H139V262H137ZM145 261V262H144ZM171 261H173V262H171ZM176 261V262H175ZM182 261H183V263H182ZM187 261V262H186ZM195 261V262H194ZM196 261L198 262V263H196ZM220 261V262H219ZM10 262H11V260H10ZM10 262H8V264L10 263ZM15 262H12V264L13 263H15ZM73 262V263H72ZM76 262V263H75ZM126 262V263H125ZM156 262V263H155ZM161 262V263H160ZM175 262V263H174ZM260 262V263H261ZM15 263V264H16ZM89 263H91V262H89ZM88 263V264H89Z\"/></svg>",
    "mask_w": 264,
    "mask_h": 264
},
{
    "label": "bare ground",
    "instance_id": "6f19581e",
    "mask_svg": "<svg viewBox=\"0 0 264 264\" xmlns=\"http://www.w3.org/2000/svg\"><path fill=\"white\" fill-rule=\"evenodd\" d=\"M20 1V0H19ZM22 1V0H21ZM28 1V0H27ZM26 0H25V2H27ZM75 1H78V0H75ZM82 1V0H81ZM91 2H88V1H86L85 2V0H84V4H83V8H81L82 7V5H81V9H83L82 11L83 12H79V11H76L75 12V15H74V10H76V9H72L71 7L73 6V4H75V2H73V0H30L29 2H28V5H29V3H30V7H34V8H36V10H37V15H36V17H37V20H35L34 22L35 23H33L36 27H34L35 29H38V30H35V32L32 34L33 36L31 37V35H30V37H31V45H28V46H31V48L33 49V55H35V57L34 56H32V58H34V60H33V64L35 65V67H36V69L37 68H39V69H44L45 67H46V63H47V59H46V57L48 58V54H49V56H51L52 55V57H50V58H53L56 54V57L58 58V64H61L62 63V61L63 60H65V56L67 55V57H70V59L72 58V54L74 53L75 55H74V59L73 60H75V62L73 61V60H71V62H74L75 64H78V65H81L82 64V62H83V58H84V61L86 62H88V61H90L92 58H95V56H96V58H97V61H99V65H100V67H102V71H100V73L98 72H96L98 75H96V79L98 80V81H96L95 82V84L93 83V85L91 86V83H90V85L89 86H91V88L89 87L88 89L90 90H88L86 87H83L87 82H85L84 83V81H87V78H86V80H83L82 79V77H79V78H81L82 79V82H80V83H82V87L84 88V89H86V95H78V97H79V99H78V101L76 100L75 102H76V105L74 104V106H77V107H82L81 105H83V106H85L84 108H85V112H84V110H80L82 113H85L84 115L86 116H84V118L83 119H81V118H79V122L76 124V126H74L75 124V121L72 123V124H74V125H72L71 124V126L72 127H70L72 130L70 131L71 132V135H69L71 138V140H69L68 139V141H71V143H68V141H66L67 142V144H70V146L71 147H77V148H74L73 150V152L75 153H70V150L72 149H70V146H67V150H69V151H65L64 152V154L62 155V153H60V151H59V153L62 155L61 156V158H60V160L58 161V162H60L61 160L62 161H66V164H67V166H68V169L69 170H71V167H73L74 166V164H77V162L75 163L74 162V158L79 154V152H80V150H81V148L83 147H85L86 148V146L84 145V143L81 145V143L83 142V141H85L86 142V139L87 138H90V137H94V139L93 138H91V141H92V139L93 140H95L96 139V136L97 137H100V136H102L103 138V142H98L97 140H95V141H97L96 142V144H95V150H96V153H97V161H100V160H102V158H103V160H104V157L106 156L105 154H107V152H108V150H109V148H110V145L113 147V148H117L118 147V145H115V138H116V136H121V132H123L124 133V135L126 134V133H128V131H131L130 129H132L130 126H131V123H132V121H134L133 119L134 118H137V116L136 117H134L133 118V116L131 117V114H129V111H130V108H129V104L132 102V101H129V97H131L130 95H133V93H134V86H136L135 84V82L133 83V81L132 82H129V80H128V76H129V74H128V76L126 75L127 73L126 72H124V70H126L127 69V67L125 68V66H124V70H123V66L121 67V66H119V65H117V63H116V65H115V67H116V70L114 69L115 67L114 66H111V68L108 70V69H106V66H109V65H111V63H113L111 60H113L114 58H110V57H115V56H117V57H122L123 55H124V53H127V49L133 44V42L135 41V40H137L136 39V36H135V32L136 31H139L140 32V30L139 29H142V23H144L145 21H143V19H144V17H148V13L150 12H148V10H149V6L150 5H152L153 3H150L149 5L148 4H146L145 5V3H144V1H147V0H90ZM142 1V2H141ZM183 1V0H182ZM185 1V0H184ZM192 1V0H191ZM201 1V0H200ZM212 1V0H211ZM215 1V0H214ZM17 2V1H16ZM15 2V3H16ZM23 2V1H22ZM72 2H73V4H72ZM148 2H151V0H149ZM153 2V1H152ZM161 2V1H160ZM199 2V1H198ZM202 2V4H203V0L201 1ZM228 2V1H227ZM229 2H230V13H228V15H227V17H226V19L227 20H229L230 22H232L233 23V21H235L234 19H236V18H238V17H236L235 18V15H236V12H237V9L239 8V9H242V7H244V9H247L248 7L250 8V6L252 7V9H250L251 11L253 10L255 13H256V18L258 19L259 18V22H260V20L262 21V22H258L257 24V26H259V29L260 30H262L261 32H263V34L262 33H260V34H262V35H264V0H229ZM10 3V2H9ZM76 3H78V2H76ZM156 3H159V1L158 0H156ZM155 3V4H156ZM168 3V2H167ZM193 3V2H192ZM251 3V4H250ZM11 4V3H10ZM14 4V3H13ZM18 4V3H17ZM17 4H16V7H17ZM20 4H22V3H20ZM26 4V3H25ZM72 4V5H71ZM79 4V3H78ZM165 4V3H164ZM187 4V3H186ZM195 4V3H194ZM202 4H199V5H202ZM206 4V3H205ZM204 4V5H205ZM19 5V4H18ZM77 5V4H76ZM95 5H96V9H95ZM147 5H148V7H147ZM157 5V4H156ZM193 5V4H192ZM208 5H209V3H208ZM207 5V6H208ZM211 5V4H210ZM209 5V7L207 8V9H210V6ZM12 6V5H11ZM20 6H22V5H20ZM79 5H77V7H78ZM163 6V5H162ZM183 6V5H182ZM224 6V5H223ZM229 6V5H228ZM15 7V6H14ZM76 7V8H77ZM155 7H157V6H155ZM166 7V6H165ZM188 7H190V6H188ZM199 7V6H198ZM203 7V6H202ZM205 7V6H204ZM7 8V7H6ZM17 8H19V7H17ZM16 8V9H17ZM153 8V7H152ZM159 8V7H158ZM157 8V9H158ZM163 8V7H162ZM169 8V7H168ZM196 8V7H195ZM249 8H248V10H249ZM19 9H21V7L19 8ZM23 9V8H22ZM28 9V7H26V10ZM31 9V8H30ZM73 11H72V10ZM79 9V8H78ZM81 9H79V10H81ZM200 9V8H199ZM222 9H223V7H222ZM225 9V8H224ZM228 9V8H227ZM227 9H225V10H227ZM2 10H4V9H2ZM1 10V11H2ZM15 10V9H14ZM32 10H33V8H32ZM163 10V9H162ZM165 10V9H164ZM169 10V9H168ZM183 10V9H182ZM181 10V11H182ZM188 10V9H187ZM197 10V9H196ZM25 11V10H24ZM34 11H35V9H34ZM161 11V10H160ZM181 11H179V13L181 12ZM201 11L203 12H200L201 13V17L202 18H199V17H197V19L199 18L200 19V22H201V34H199V35H202V37L200 36V38L201 39H199L198 38V40L196 41V44H194L193 43V46L194 47H192V51L194 52V55H192L193 57L195 56V59H198L197 58V54H200V56L201 55H203L204 53H206V52H209L208 51V46H207V44H206V41H205V39H204V36L206 35L205 34V25H206V21H205V19L208 17H206L205 18V12H204V10H203V8L201 9ZM212 11H213V9H212ZM223 11V10H222ZM228 11V10H227ZM250 11V12H251ZM18 12V11H17ZM27 12H29V11H27ZM78 12V13H77ZM144 14H143V13ZM162 12V11H161ZM166 12V11H165ZM168 12V11H167ZM175 12H177V11H175ZM188 12V11H187ZM207 12H211V9L209 10V11H207ZM215 12V11H214ZM21 13V12H20ZM19 13V14H20ZM24 13H26V11L24 12ZM31 13H33V12H31ZM31 13L29 12V14H30V18H31ZM77 13V14H76ZM156 13V12H155ZM154 13V14H155ZM164 13V12H163ZM198 13V12H197ZM224 13V12H223ZM242 13H243V10H242ZM246 13H248V11H246ZM253 13V12H252ZM255 13H253L254 15H255ZM18 14V15H19ZM23 14V13H22ZM28 14V13H27ZM28 14V15H29ZM181 14V13H180ZM210 14V13H209ZM248 14H250V13H248ZM3 15V14H2ZM5 15V14H4ZM9 15V14H8ZM21 15V14H20ZM28 15H26V19H28ZM33 15V14H32ZM35 15V14H34ZM33 15V16H34ZM193 16H194V14H192ZM238 15V14H237ZM7 16V15H6ZM11 16H12V14H11ZM11 16H8V19H9V17H11ZM13 16H16V14H14ZM12 16V17H13ZM25 16V15H24ZM32 16V17H33ZM71 16H72V23H74V29L72 30L73 32H71V35H70V33L68 34V35H70L71 36V39H70V37H69V39H70V41L72 42L73 40L75 41V42H73L74 43V45H75V43L77 44L76 45V47L77 48H75V50H74V52L71 54H69V56H68V54L66 53V55L65 56H63L64 54H65V52H64V48H65V43H66V41H65V36L67 35V31L68 30H66V25H67V22H70V19H71ZM160 16V15H159ZM163 16V15H162ZM182 16V15H181ZM196 16H198L197 14H196ZM242 16V15H241ZM243 16H244V13H243ZM250 16V15H249ZM178 17V16H177ZM185 17V16H184ZM248 17V16H247ZM3 17H1V19H2ZM7 18V17H6ZM22 18H24V17H22ZM193 18V17H192ZM194 18H195V16H194ZM212 18V17H211ZM224 18H225V16H224ZM223 18V19H224ZM240 18H242V17H239V19ZM250 18H252L251 16H250ZM254 18L255 17H253V21H254ZM7 19V20H8ZM12 18H10V20H11ZM17 19V18H16ZM64 21H63V20ZM150 19H152V18H150ZM189 19V18H188ZM187 19V20H188ZM225 19V20H226ZM238 19V20H239ZM245 19V18H244ZM256 19V21H258ZM25 20V19H24ZM33 20H34V18H33ZM144 20H146V18L144 19ZM155 20V19H154ZM195 20V19H194ZM247 20V19H246ZM245 20V23L249 20V18H248V20L246 21ZM252 20V19H251ZM3 21V20H2ZM1 21V22H2ZM13 22H14V20H12ZM11 21V22H12ZM21 21H22V19H21ZM21 21L19 22L18 21V19H17V24H16V26L18 25V24H20L21 23ZM27 21V20H26ZM25 21V22H26ZM54 21H56V23L57 24H55L54 23ZM148 21V20H147ZM160 21V20H159ZM209 20H207V22H208ZM219 21H220V19L218 20V23H219ZM228 21V22H229ZM7 22V21H6ZM10 22V21H9ZM19 22V23H18ZM25 22H24V24H25ZM66 22V23H65ZM151 23H152V21H150ZM192 22V21H191ZM198 22V21H197ZM248 22H252V21H248ZM71 23V24H72ZM154 23V22H153ZM193 23V22H192ZM196 23V22H195ZM208 23H212L211 21H209ZM207 23V24H208ZM224 23H225V21H224ZM224 23H222L223 25H224ZM240 23V22H239ZM243 24H245L244 23V21L242 22ZM3 24H4V22H3ZM6 24V23H5ZM23 24V25H24ZM149 24V23H148ZM155 24V23H154ZM185 24V23H184ZM197 24V23H196ZM196 24H194L193 25V27H195L196 28ZM213 24V23H212ZM215 24V23H214ZM234 24H236V23H234ZM247 24H249V23H247ZM252 24H253V22H252ZM22 25V24H21ZM150 25V24H149ZM199 25V24H198ZM222 25V26H223ZM238 25H240V24H238ZM242 25V24H241ZM254 25V24H253ZM255 25H256V22H255ZM19 26V25H18ZM26 26V25H25ZM33 26V25H32ZM73 26V25H72ZM71 26V27H72ZM210 26V25H209ZM221 26V27H222ZM233 26V25H232ZM250 26H252L251 24H250ZM3 27V26H2ZM2 27H1V29H2ZM22 27V26H21ZM140 27V28H139ZM146 26H144L143 28H145ZM161 27V26H160ZM185 27V26H184ZM199 27V26H198ZM212 27H214V25L212 26ZM211 27V28H212ZM218 27V26H217ZM217 27H215V28H217ZM226 27H227V25H226ZM229 27L230 26H228V29H229ZM238 27V26H237ZM246 26H244V28H245ZM20 28V27H19ZM147 28V27H146ZM157 28H158V26H157ZM199 28V29H200ZM210 28V29H211ZM224 28V27H223ZM232 28V27H231ZM8 29V28H7ZM31 29H33V28H31ZM31 29H30V31H31ZM153 29V28H152ZM161 29V28H160ZM233 29V28H232ZM231 29V30H232ZM235 29V28H234ZM233 29V30H234ZM253 29V28H252ZM257 30H255L256 32L259 30L258 28H256ZM9 30V29H8ZM207 30H208V25H207ZM206 30V31H207ZM220 30V29H219ZM219 30H214V31H219ZM221 30H222V28H221ZM226 30V29H225ZM248 30V29H247ZM247 30L245 31V32H247ZM251 30V29H250ZM3 31V30H2ZM30 31H28V32H30ZM69 31H71L70 29H69ZM210 31V30H209ZM227 32H229L228 30H226ZM236 31V30H235ZM242 31V30H241ZM252 31V30H251ZM255 31H252V33L253 32H255ZM5 32V31H4ZM3 32V33H4ZM11 32V31H10ZM18 32V31H17ZM21 32V31H20ZM32 32H33V30H32ZM31 32V33H32ZM144 32V31H143ZM158 32V31H157ZM190 32V31H189ZM195 32H196V29H195ZM217 32H214V33H216V35H218L217 34ZM220 32V31H219ZM239 32V31H238ZM244 32V33H245ZM2 33V32H1ZM199 33V32H198ZM207 33V32H206ZM210 33V32H209ZM213 33V32H212ZM230 33V32H229ZM228 33V34H229ZM232 33V32H231ZM237 33V32H236ZM243 33V34H244ZM249 33H251V32H249ZM258 33V32H257ZM15 34V33H14ZM141 34V33H140ZM145 34H146V29H145ZM163 34V33H162ZM205 34V35H204ZM225 34H226V32H225ZM239 34V33H238ZM237 34V35H238ZM247 34V33H246ZM3 36H5V34H2ZM18 35H19V33H18ZM27 36H29V34H26ZM68 35H67V37H68ZM195 35V34H194ZM198 35V36H199ZM215 34H214V37L216 36ZM219 35H220V33H219ZM219 35L218 36H216L217 37V39H218V37H219ZM224 35V34H223ZM261 35V36H262ZM1 36V35H0ZM25 36V35H24ZM144 36V35H143ZM159 36V35H158ZM161 36V35H160ZM207 36H209V35H207ZM226 36H227V38H228V35L226 34ZM251 36V35H250ZM250 36H247V37H249L250 38ZM253 36H254V34H253ZM252 36V37H253ZM13 37V36H12ZM187 37V36H186ZM189 37V36H188ZM191 37H192V35H191ZM211 37V36H210ZM230 37H232V35L230 36ZM241 37H242V35H241ZM240 37V38H241ZM244 37V36H243ZM243 37H242V39L241 40H243ZM258 37V36H257ZM260 37V36H259ZM258 37V38H259ZM1 38V37H0ZM6 38V37H5ZM9 38V37H8ZM26 38V37H25ZM29 38V37H28ZM33 38V39H32ZM239 38V37H238ZM237 38V39H238ZM253 38H255V37H253ZM264 38V37H263ZM68 38H66V40H67ZM143 39V38H142ZM146 39V38H145ZM144 39V40H145ZM192 39V38H191ZM213 39V35H212V38H211V40ZM223 39H225V38H223ZM235 39V38H234ZM236 39V40H237ZM246 39H248V38H246ZM6 40H7V38H6ZM30 40V39H29ZM210 40V41H211ZM229 40V39H228ZM231 40H232V38H231ZM245 40V39H244ZM70 41H68V43L70 42ZM192 41V40H191ZM190 41V42H191ZM221 44H222V42L224 43V41H220V40H218ZM249 41V40H248ZM70 42V43H71ZM146 42V41H145ZM215 42H216V40H215ZM229 42V41H228ZM231 42V41H230ZM229 42V44H230V46L232 47V45L233 44H231ZM238 42H239V39H238ZM247 42V41H246ZM252 42H254V41H252ZM5 43V42H4ZM8 43V42H7ZM187 43V42H186ZM214 43V42H213ZM235 43H237V41L235 42ZM250 43H251V40H250V42H249V45H250ZM256 43H259V42H255V44ZM20 44H21V42H20ZM147 44V43H146ZM238 44V43H237ZM240 44V43H239ZM243 44H244V41H243ZM246 44H248V43H246ZM262 46L264 45V39H262L261 40V43H260ZM5 45V44H4ZM8 45V44H7ZM22 45V44H21ZM71 45V44H70ZM73 45V46H74ZM219 45V44H218ZM217 44H216V47L218 46ZM236 45V44H235ZM249 45H247V47L248 48H250V46ZM27 46V45H26ZM68 46V45H67ZM215 46V45H214ZM223 46V45H222ZM225 46H227L226 44H225ZM237 46H239V45H237ZM236 46V47H237ZM243 45H241L240 47H242ZM253 46H254V44H253ZM75 47V46H74ZM74 47H73V49H74ZM134 47V46H133ZM208 47V48H207ZM229 47V46H228ZM31 48H29V49H31ZM59 48V49H58ZM69 48V47H68ZM214 48V47H213ZM218 48V47H217ZM216 48V49H217ZM220 48V47H219ZM233 48V47H232ZM232 48H230V49H232ZM252 48V50H253V47H251ZM73 49H72V51H73ZM225 49V48H224ZM237 49H238V47H237ZM242 49V48H241ZM241 49L239 50V51H241ZM245 51H246V47L245 48H243ZM263 49V48H262ZM8 50V49H7ZM69 50L71 51V48H69ZM68 49H67V51H68V53L70 52ZM209 50H211V52H209V54L211 53V54H213V52H212V49H209ZM227 50H228V48H227ZM130 51V50H129ZM215 51V50H214ZM217 51V50H216ZM215 51V52H216ZM222 51V50H221ZM229 51V50H228ZM236 51V50H235ZM244 51V52H245ZM255 51H257V49L255 50ZM23 51H21V53H22ZM95 52V54H93ZM131 52V51H130ZM130 52H128V53H130ZM138 52V51H137ZM215 52H214V54H215ZM220 52V51H219ZM227 52V51H226ZM232 52H234V51H232ZM238 52V51H237ZM243 52V51H242ZM247 52V51H246ZM24 53V52H23ZM23 53H22V55H23ZM218 53V52H217ZM257 53V52H256ZM255 53V54H256ZM263 53V52H262ZM7 54V53H6ZM9 54V53H8ZM32 54V53H31ZM47 54V55H46ZM51 54V55H50ZM133 54V53H132ZM193 54V53H192ZM210 54V55H211ZM226 53H224V55H225ZM250 54V53H249ZM253 54L254 53H252V54H250V55H252L253 56ZM258 54H260V53H258ZM127 55V54H126ZM206 55V54H205ZM216 55V54H215ZM218 55H219V53H218ZM227 55V54H226ZM232 55V54H231ZM240 55V54H239ZM249 55V56H250ZM25 56V55H24ZM28 56V55H27ZM130 56V55H129ZM129 56H127L126 57V59H128V57ZM134 56V55H133ZM207 56V55H206ZM213 56V55H212ZM211 56V57H212ZM221 56V55H220ZM219 56V57H220ZM229 56V55H228ZM236 56V55H235ZM248 56V55H247ZM248 56V58H252V57H249ZM26 57V56H25ZM56 57H54V58H56ZM65 57V58H64ZM188 57V56H187ZM198 57H199V55H198ZM208 57V56H207ZM210 57V56H209ZM208 57V58H209ZM215 57V56H214ZM222 57V56H221ZM220 57V58H221ZM230 57V56H229ZM228 57V58H229ZM241 57H243V56H241ZM255 57V56H254ZM253 57V58H254ZM23 58V57H22ZM202 58V57H201ZM217 58H218V56H217ZM236 59H238L237 58V56L235 57ZM234 58V59H235ZM246 57H244V59H245ZM253 58H252V60H253ZM68 59V58H67ZM111 59V60H110ZM129 59H130V57H129ZM128 59V60H129ZM188 59H190V58H188ZM187 59V60H188ZM194 59V58H193ZM222 59H223V57H222ZM233 59V58H232ZM243 59V58H242ZM242 59H240V60H242ZM28 60V59H27ZM31 60V59H30ZM31 60V61H32ZM49 60V59H48ZM55 60H57V59H55ZM69 60V59H68ZM121 60V59H120ZM119 60V61H120ZM124 60H125V58H124ZM124 60H122V61H124ZM205 60L207 61V60H209V59H206L205 58ZM211 60V59H210ZM210 60H209V62H210ZM213 60H214V58H213ZM212 60V61H213ZM239 60V61H240ZM25 61V60H24ZM53 61V60H52ZM67 61V60H66ZM94 60H92V62H93ZM97 61L95 62V63H97ZM117 61V60H116ZM115 61V62H116ZM130 61V60H129ZM181 61V60H180ZM191 61V60H190ZM189 61V62H190ZM196 61V60H195ZM219 61H220V59H219ZM228 61V60H227ZM234 61H236V60H234ZM234 61H230L231 63L232 62H234ZM246 61H248L247 59H246ZM264 61V60H263ZM1 63H3L2 61H0ZM22 62V61H21ZM20 62V63H21ZM27 62V61H26ZM25 62V63H26ZM192 62H194V60L192 61ZM197 62V61H196ZM208 62V63H209ZM217 62H218V60H217ZM225 62V61H224ZM24 63V62H23ZM30 63V62H29ZM32 63V62H31ZM56 63H57V61H56ZM73 63V64H74ZM90 62H88V64H89ZM95 63H94V67L96 66L95 65ZM107 63V64H106ZM121 63H123V62H121ZM186 63V62H185ZM184 63V64H185ZM207 63V62H206ZM222 63H223V61H222ZM230 63V64H231ZM235 63V62H234ZM262 63V62H261ZM51 64V63H50ZM53 64V63H52ZM67 65V67L69 68V66H71L70 65V63L68 64V63H66ZM74 64V65H75ZM104 64H106V66L104 65ZM119 64H120V62H119ZM190 64V63H189ZM200 64H201V61H200ZM212 64V63H211ZM216 64V63H215ZM219 64V63H218ZM217 64V65H218ZM238 64V63H237ZM240 64V63H239ZM245 64V63H244ZM243 64V65H244ZM256 64V63H255ZM19 64H17V66H18ZM29 65V64H28ZM34 65H32V66H34ZM48 65H49V63H48ZM73 65V66H74ZM86 65H87V63H86ZM92 65V64H91ZM98 65V64H97ZM99 65H98V69H99ZM126 65H127V63H126ZM188 65V64H187ZM198 65V64H197ZM206 65V64H205ZM213 65H214V63H213ZM213 65H211L212 67H213ZM221 65V64H220ZM229 65V64H228ZM235 65V64H234ZM257 65V64H256ZM4 66V65H3ZM54 66V65H53ZM59 66H62V65H59ZM64 66V65H63ZM63 66L62 67H59V68H62L63 69ZM89 66H90V64H89ZM105 66V67H104ZM189 66H191V68L193 67V65H189ZM194 66H196V65H194ZM203 68H204V66L203 65H201ZM200 66V67H201ZM209 66V65H208ZM230 66V65H229ZM21 67H22V65H21ZM58 67V66H57ZM93 67V68H94ZM113 67V68H112ZM131 67V66H130ZM201 67V68H202ZM215 67V66H214ZM231 67V66H230ZM235 67V66H234ZM233 67V68H234ZM236 67H237V65H236ZM240 67H242V66H240ZM247 67V66H246ZM254 67H255V65L252 67V69H254ZM33 69V71H30L31 73L32 72H34V71H36V69H34V67H32ZM47 68H50L49 66H47ZM78 68H80V67H77L76 69L78 70ZM83 68V67H82ZM195 68V67H194ZM197 68V67H196ZM196 68L195 69H193L195 72H197L198 70H196ZM205 68H207V67H205ZM219 68V67H218ZM229 68V67H228ZM250 68H251V66H250ZM22 69V68H21ZM46 69V68H45ZM54 69L55 68H53V71H54ZM66 69V68H65ZM81 69V68H80ZM79 69V70H80ZM86 69H88L89 70V67L88 68H86ZM97 69V70H98ZM131 69V68H130ZM129 69V70H130ZM185 69H187V68H185ZM198 69V68H197ZM210 69V68H209ZM213 69L214 68H212V72H213ZM216 69H217V67H216ZM215 69V70H216ZM220 70H222L221 69V67L219 68ZM219 69H217V70H219ZM227 69V68H226ZM226 69H223L224 70V72H225V70ZM230 69V68H229ZM238 70L239 68H235L234 70ZM242 69V68H241ZM243 69H245V68H243ZM249 69V68H248ZM251 69V70H252ZM259 69V68H258ZM27 70V69H26ZM38 70V69H37ZM47 70V69H46ZM49 70V69H48ZM76 70V71H77ZM84 70H85V68H84ZM84 70L82 69V72H84ZM87 70V71H88ZM90 70H93L92 68H90ZM99 70H101V69H99ZM128 70V71H129ZM141 70V69H140ZM188 70V69H187ZM204 70V69H203ZM207 70H208V68H207ZM211 70V69H210ZM216 70V71H217ZM222 70V71H223ZM232 70V69H231ZM231 70H229V72H227V73H230V71ZM237 70H236V72H237ZM1 71V70H0ZM20 71V70H19ZM23 71V70H22ZM56 71V70H55ZM58 71V70H57ZM56 71V72H57ZM72 71V70H71ZM86 71V72H87ZM94 71H95V69H94ZM94 71H93V74H94ZM157 71V70H156ZM178 71V70H177ZM202 71V70H201ZM201 71H200V73H201ZM205 71H206V69H205ZM220 72V73H223V72ZM241 71V70H240ZM253 71V70H252ZM24 72V71H23ZM23 72H22V74H23ZM36 72H38V71H36ZM36 72L34 73V74H36ZM51 72V71H50ZM55 72V73H56ZM65 72H66V70H65ZM81 72V73H82ZM89 72H91V71H89ZM130 72V71H129ZM132 72V71H131ZM152 72V71H151ZM203 72V71H202ZM215 72V71H214ZM218 72V73H219ZM235 72V71H234ZM243 72V71H242ZM245 72V71H244ZM254 72H255V69H254ZM264 72V71H263ZM1 73V72H0ZM59 73V72H58ZM62 73V72H61ZM67 73V72H66ZM64 74L63 76H61L60 75V77H65V75L66 76H71L70 74ZM69 73V72H68ZM75 72L73 71V74H74ZM77 74H78V72H76ZM75 73V75H77ZM85 73V72H84ZM92 73V72H91ZM126 73V74H125ZM136 73H138V71L136 72ZM135 72H134V75L136 74ZM140 73V72H139ZM148 73H150V71L148 72ZM154 73H156V72H154ZM182 73V72H181ZM188 73H189V71H188ZM187 73V74H188ZM193 73V72H192ZM217 73V72H216ZM217 73V74H218ZM231 73H232V71H231ZM252 73V72H251ZM256 73H257V71H256ZM256 73H254V75L256 74ZM26 74V73H25ZM34 74H32V75H34ZM43 74V73H42ZM45 74H47V73H45ZM63 74V73H62ZM72 74V73H71ZM72 74V75H73ZM86 74H88V73H85V75ZM90 74V73H89ZM186 74V75H187ZM190 74H191V72H190ZM195 74V76H198V75H196V73H194ZM199 74V73H198ZM208 75H209V73H207ZM215 74V73H214ZM223 74H225V73H223ZM241 74V73H240ZM243 74V73H242ZM247 74V73H246ZM248 74H249V71H248ZM44 75V74H43ZM49 75V74H48ZM56 75V74H55ZM54 75V76H55ZM84 75V74H83ZM83 75H81V76H83ZM84 75V76H85ZM133 75V74H132ZM207 75V76H208ZM225 75H227V74H225ZM229 75V74H228ZM232 75H234L235 76V73L234 74H232ZM250 75V74H249ZM17 76V75H16ZM39 76V75H38ZM51 76V75H50ZM58 76V75H57ZM83 76V77H84ZM90 76V75H89ZM91 76H92V74H91ZM93 76H95V75H93ZM147 76V75H146ZM183 76V75H182ZM201 76L202 75H199V77L201 78ZM210 76H213V74L211 75L210 74ZM209 76V77H210ZM219 76H222V75H220L219 74ZM243 76V75H242ZM247 76V75H246ZM263 76V75H262ZM29 77V76H28ZM39 77H41L42 79H43V77L41 76V73H40V76ZM72 77H74V76H72ZM72 77H70V78H72ZM76 77V76H75ZM74 77V79H75V82L74 83H77L76 82V78ZM85 77H88L87 75L85 76ZM138 78L140 77L139 75L137 76ZM144 77V76H143ZM191 77H193V75L192 76H190L189 75V78H191ZM206 77V76H205ZM214 77V76H213ZM217 77V76H216ZM224 77V76H223ZM226 77V76H225ZM225 77H224V80H223V82L225 83V82H227L228 83V80H226L225 81ZM248 77V76H247ZM253 77V76H252ZM258 77H260V76H258ZM31 78H33L32 76H31ZM45 78V77H44ZM49 78V77H48ZM57 78V77H56ZM79 78H78V80H79ZM93 78V77H92ZM94 78V79H95ZM196 78V77H195ZM194 78V80L196 81V79ZM204 78V77H203ZM202 78V79H203ZM212 78V77H211ZM210 78V79H211ZM232 78H234V77H232ZM232 78H231V80H232ZM236 78V77H235ZM243 78H244V76H243ZM250 78V77H249ZM260 78H262V77H260ZM11 79V78H10ZM19 79V78H18ZM36 79V78H35ZM88 79H89V77H88ZM134 79V78H133ZM137 79V78H136ZM187 79V78H186ZM198 79V78H197ZM206 79V78H205ZM209 79V80H210ZM228 79H229V77H228ZM241 79H242V77H241ZM240 79V80H241ZM39 80V79H38ZM41 80V79H40ZM43 80H45V79H43ZM51 80V79H50ZM56 80V79H55ZM62 80H65V78H63ZM70 80H73V78L72 79H70ZM77 80V81H78ZM135 80V79H134ZM199 80V79H198ZM239 80V79H238ZM8 81V80H7ZM17 81V80H16ZM34 81V80H33ZM37 81V80H36ZM35 81V82H36ZM42 81V80H41ZM69 81V80H68ZM74 81V80H73ZM80 81V80H79ZM94 81V80H93ZM143 81V80H142ZM184 81L185 82H187L188 81V79H187V81L185 80V78H184ZM192 81H193V79H192ZM205 81H207V80H205ZM221 81V80H220ZM233 81H235V80H233ZM242 81H243V79H242ZM255 81V80H254ZM9 82V81H8ZM11 82V81H10ZM39 82V81H38ZM43 82V81H42ZM48 82V81H47ZM51 82V81H50ZM89 82H90V80H89ZM88 82V83H89ZM202 82V81H201ZM208 82V81H207ZM236 82V84L238 83L237 81H235ZM7 83V82H6ZM25 83V82H24ZM45 83V82H44ZM190 83V82H189ZM200 83V82H199ZM210 83V82H209ZM224 83H221V84H224ZM242 83V82H241ZM262 83V82H261ZM32 84V83H31ZM43 84V83H42ZM61 84H63V83H61ZM70 84H72V83H70ZM78 84V83H77ZM77 84L76 85H74V88H75V86H77ZM184 84V83H183ZM182 84V86H185V85H183ZM203 84H206L207 85V83L205 82H203ZM202 84V85H203ZM212 84V83H211ZM221 84H220V86H221ZM226 84V83H225ZM231 83H228V87L230 88V85ZM243 84V83H242ZM244 84H246V82L244 83ZM256 84V83H255ZM9 85V84H8ZM17 85V84H16ZM18 85H20V84H18ZM35 85H38L37 87H39V84L38 83H36ZM46 85V84H45ZM48 85V84H47ZM55 85H56V83H55ZM54 85V86H55ZM206 85H204L205 87H207L208 88V86H206ZM218 85H219V83H218ZM232 85H235V83L234 84H232ZM258 85V84H257ZM263 85H264V83H263ZM15 86V85H14ZM26 86H27V84H26ZM31 86V85H30ZM41 86V85H40ZM42 86H44V85H42ZM41 86V87H42ZM53 86V87H54ZM60 86V85H59ZM66 86V85H65ZM71 86H73V85H71ZM70 86V87H71ZM87 86V85H86ZM142 86V85H141ZM144 86V85H143ZM142 86V87H143ZM191 88H190V92H189V96H190V94H192L191 95V97L189 98V97H187V99H188V101H186V109L184 110V109H182V110H184L186 113H183L184 114V116H186V119H185V124H186V126H188V127H190L191 128V130H189V131H191L192 132V135H193V137H194V139H197V137L198 136H201L200 134H199V132L201 131L200 130V128L201 127H199L197 124H199V123H197L198 122V120L200 119L201 121H202V123H203V117H202V115L204 114V112H202L203 110H205V109H202V108H200L199 107V103L202 101V99H201V97L199 98V90H202V89H199L200 87H203V86H199V84H195V82H192L191 83ZM226 86V85H225ZM237 86H238V84H237ZM241 86V85H240ZM240 86H238L239 88H238V90L239 89H241L240 88ZM1 87V86H0ZM16 87V86H15ZM22 87V86H21ZM32 87V86H31ZM36 87V86H35ZM36 87V88H37ZM58 87V86H57ZM56 87V88H57ZM62 87V86H61ZM82 87H81V85H80V88L82 89ZM137 87V86H136ZM150 87V86H149ZM149 87H147V88H149ZM186 87H188L187 85L185 86V88ZM210 87V86H209ZM222 87V86H221ZM227 87V86H226ZM226 87H225V89L224 90H226ZM227 87V89H229ZM232 87V86H231ZM235 87V86H234ZM234 87H233V91H234ZM242 87V89L241 90H244L243 89V86H241ZM260 87H262L261 86V84H260ZM26 88V87H25ZM24 88V89H25ZM36 88H34V89H36ZM40 88V87H39ZM39 88H37V89H39ZM44 88H46V87H44ZM72 88V87H71ZM70 88V89H71ZM78 88H79V85L77 86V91H78ZM79 88V89H80ZM139 88V87H138ZM204 88V87H203ZM217 88H218V86H217ZM237 88V87H236ZM248 88V87H247ZM12 89V88H11ZM41 89V88H40ZM47 89V88H46ZM54 89H55V87H54ZM57 89H59V88H57ZM61 89V88H60ZM151 89V88H150ZM184 89V88H183ZM191 89H193V93H191ZM208 89H212V88H208ZM222 89V88H221ZM253 89H255V88H253ZM144 90V89H143ZM146 90V89H145ZM206 90V89H205ZM219 90V89H218ZM224 90H222V92L224 91ZM236 90L237 89H235V93H236ZM249 90V89H248ZM259 90V89H258ZM23 91V90H22ZM33 91H35V90H33ZM42 91V90H41ZM40 91V92H41ZM51 91H53V90H51ZM57 91V90H56ZM63 91V90H62ZM73 91H74V89H73ZM76 91V90H75ZM83 91V90H82ZM156 91V90H155ZM186 91V90H185ZM204 91V90H203ZM203 91H202V93H203ZM208 91V90H207ZM230 91H232L231 90V88H230V90H228L227 92H229L230 93ZM253 91V90H252ZM1 92V91H0ZM6 92V91H5ZM29 92V91H28ZM37 91H35V93H36ZM45 92V91H44ZM54 92V91H53ZM58 92V91H57ZM65 92V91H64ZM146 92V91H145ZM149 91L147 90V93H148ZM205 93H206V91H204ZM218 92V91H217ZM226 92V93H227ZM233 92V93H234ZM25 93V92H24ZM30 93H31V91H30ZM34 93V94H35ZM48 93H50V92H48ZM76 93V92H75ZM140 93V92H139ZM149 93H151V92H149ZM156 93V92H155ZM187 93V92H186ZM208 93H209V91H208ZM212 93V92H211ZM219 93H221V91L219 92ZM219 93H217V94H219ZM232 93V92H231ZM234 93V94H235ZM239 93H241V92H239ZM244 93H246V92H244ZM243 93V94H244ZM250 93V92H249ZM3 94V93H2ZM10 94V93H9ZM18 94V93H17ZM42 94V93H41ZM56 94V93H55ZM59 94V93H58ZM57 94V95H58ZM61 94V93H60ZM69 93H67L66 95H68ZM73 94V97H74V92L72 93ZM79 94H80V92H79ZM137 94V93H136ZM145 94V93H144ZM152 94V93H151ZM217 94H214L215 96H218ZM223 95V97L225 98V96H227L226 94H225V91L222 93ZM238 94V93H237ZM257 94V93H256ZM261 94V92L259 93V95ZM32 95V94H31ZM50 95H52V94H49V96ZM62 95V94H61ZM146 95V94H145ZM188 95V94H187ZM209 95H210V93H209ZM230 95V94H229ZM240 95V94H239ZM264 95V94H263ZM15 96V95H14ZM34 96V95H33ZM37 96H38V94H37ZM41 96V95H40ZM64 96V95H63ZM63 96H62V98H63ZM71 96V95H70ZM75 96H77V93H76V95ZM151 96H153V95H151ZM150 96V97H151ZM202 96V95H201ZM208 96V95H207ZM212 96V95H211ZM232 96H233V94H232ZM238 96V95H237ZM237 96H235V98L236 99H238L237 98ZM244 96V95H243ZM51 97H54V95L53 96H51ZM56 97V96H55ZM58 97V96H57ZM77 97V98H78ZM182 97H183V95H182ZM181 97V98H182ZM210 97V96H209ZM222 97V98H223ZM228 97V96H227ZM231 97V96H230ZM240 97H242V93H241V96ZM18 98V97H17ZM26 98V97H25ZM44 98H46V97H44ZM142 98V97H141ZM153 98V97H152ZM202 98H204V97H202ZM212 97H210V99H211ZM215 98V97H214ZM219 98L220 97H216V99H218L219 100ZM232 98V97H231ZM261 98H263L264 99V97H261ZM66 99V98H65ZM71 99V98H70ZM75 99V98H74ZM138 99V98H137ZM140 99V98H139ZM154 99V98H153ZM205 99V98H204ZM213 99V98H212ZM234 99V98H233ZM241 99V98H240ZM27 100V99H26ZM48 100V99H47ZM56 100V99H55ZM133 100V99H132ZM159 100V99H158ZM163 100V99H162ZM165 100V99H164ZM207 100H209L208 99V97H207ZM223 101H224V99H222ZM228 101H230V99H229V97H228V99H227ZM1 101V100H0ZM46 101V100H45ZM64 101V100H63ZM69 101V100H68ZM135 101V100H134ZM151 101H153V100H151ZM157 101V100H156ZM176 101H178V99L176 100ZM184 101V100H183ZM204 101V103L206 102L205 100H203ZM203 101L201 102V103H203ZM226 101V100H225ZM233 101V100H232ZM238 101H240V100H235V102L234 103H232V104H230V106H229V109L231 108V113H232V115H234L235 116V120L237 121V125H236V127L237 126H239V128H241V130H244L245 128L243 127L242 128V126H243V121H244V118L241 116V114H243V110L241 111V109L242 108H239V107H241V106H239L238 104H236V102L237 103H239ZM244 100H242L241 102H243ZM252 101V100H251ZM254 101V100H253ZM264 101V100H263ZM262 101V102H263ZM11 102V101H10ZM62 102V101H61ZM159 102V101H158ZM172 102V101H171ZM210 102V101H209ZM215 102H217L216 100H215ZM227 102V101H226ZM226 102H224L223 104H224V106L226 105ZM231 102V101H230ZM53 103V102H52ZM51 103V104H52ZM166 103V102H165ZM173 104L175 103V102H172ZM178 104H180L179 103V101L177 102ZM200 103V105H202ZM213 103H214V101H213ZM222 103V102H221ZM228 103V102H227ZM251 103V102H250ZM253 103V102H252ZM21 104V103H20ZM23 104H25V103H23ZM30 104V103H29ZM31 104H32V102H31ZM30 104V105H31ZM44 104V103H43ZM42 104V105H43ZM49 104V103H48ZM70 105H71V103H69ZM138 104V103H137ZM172 104V105H173ZM210 104V103H209ZM218 104V103H217ZM244 104V103H243ZM249 104V103H248ZM5 105V104H4ZM11 105V104H10ZM9 105V106H10ZM37 105V104H36ZM55 105H56V103H55ZM139 105H140V103L138 104V107H139ZM145 105V104H144ZM148 105V104H147ZM204 105V104H203ZM215 105V104H214ZM213 105V106H214ZM228 105V104H227ZM256 105H259V104H256ZM264 105V104H263ZM1 106V105H0ZM6 106V105H5ZM21 106H22V104H21ZM44 106V105H43ZM53 106V105H52ZM61 106V105H60ZM135 106H137V105H135ZM141 106V105H140ZM170 107H171V103H170V105H169ZM178 106H180V105H178ZM260 106H261V104H260ZM18 107V106H17ZM23 107V106H22ZM34 107V106H33ZM39 107H41L40 105H39ZM62 107V106H61ZM67 107V106H66ZM144 107V106H143ZM157 107H159V106H157ZM168 107V106H167ZM181 107H182V105H181ZM183 107H184V105H183ZM204 107V106H203ZM207 107V106H206ZM205 107V108H206ZM209 107V106H208ZM207 107V108H208ZM223 107V106H222ZM246 107V106H245ZM254 107V106H253ZM264 107V106H263ZM25 108H26V105H25ZM37 108V107H36ZM45 108H47V105L45 106ZM64 108H65V106H64ZM136 108V107H135ZM173 108V107H172ZM171 108V109H172ZM174 108H175V106H174ZM213 108V107H212ZM219 108V107H218ZM217 108V112H219L218 109ZM221 108V107H220ZM225 109H226V106L224 107ZM238 108V109H237ZM258 108H260V107H258ZM15 109V108H14ZM20 108H18V110H19ZM31 109V108H30ZM49 109H50V105H49ZM78 109V108H77ZM82 109V108H81ZM138 109V108H137ZM148 109V108H147ZM157 109V108H156ZM156 109H155V111H156ZM170 109V108H169ZM170 109V110H171ZM6 110V109H5ZM32 110V109H31ZM41 110H42V108H41ZM52 110H53V108H52ZM66 110V109H65ZM69 110V109H68ZM79 110L77 111V113H76V116H77V114H79V116H80V113H78L79 112ZM150 110V109H149ZM176 110H178V108L176 109ZM220 110H223V108L222 109H220ZM228 110V109H227ZM226 110V111H227ZM7 111V110H6ZM23 112H24V110H22ZM21 111V112H22ZM45 111V110H44ZM72 111V110H71ZM75 110L73 109V111H72V113L74 112ZM133 111V110H132ZM132 111H131V113H132ZM166 111V110H165ZM174 112H175V110H173ZM184 111H182V112H184ZM247 111V110H246ZM250 111V110H249ZM0 112H3V111H0ZM10 112V111H9ZM48 112H49V110H48ZM68 112H70V110L68 111ZM76 112V111H75ZM74 112V113H75ZM123 112L125 113V119L123 120V116H122V114H123ZM137 112V111H136ZM136 112H134L133 114H136ZM169 112V111H168ZM167 112V113H168ZM172 112V111H171ZM178 112H179V110H178ZM197 112L200 114V115H198L197 114ZM224 110H223V114L222 115H225L224 114ZM229 111H227V113H228ZM258 112V111H257ZM260 112V111H259ZM13 113V112H12ZM14 113H15V111H14ZM18 113H20V112H18ZM18 113H16V114H18ZM44 113V112H43ZM73 113V114H74ZM139 113H140V111H139ZM142 113V112H141ZM173 113V112H172ZM210 113V112H209ZM222 113V112H221ZM246 113H248V112H246ZM5 114V113H4ZM21 114V113H20ZM30 114V113H29ZM34 114H36V113H34ZM33 114V115H34ZM37 114H41V113H37ZM47 114V113H46ZM64 114V117H65V115H68V114H66V112L65 113H63ZM73 114H69L70 116H73ZM138 114V113H137ZM149 114L151 115L152 113H150L149 112ZM164 114V113H163ZM166 114V113H165ZM169 114H170V112H169ZM175 114H178L177 112L176 113H174V116H175ZM180 115L182 114V113H179ZM252 114V113H251ZM262 114H263V112H262ZM26 115V114H25ZM54 115V114H53ZM52 115V116H53ZM141 115V114H140ZM171 115V114H170ZM197 115L198 116H200V117H202V118H198L197 119ZM209 115H211V114H209ZM212 115H213V113H212ZM212 115L211 116H208L209 118V120H208V122L209 121H211L210 120V118H212ZM217 115V117H218V119H219V116L218 115H220V112H219V114H215L214 116H216ZM227 115V114H226ZM260 115V114H259ZM4 116V115H3ZM12 116V115H11ZM16 116H18V115H16ZM21 116V115H20ZM20 116H19V118H20ZM39 116V115H38ZM55 116V115H54ZM60 116V115H59ZM70 116H68L69 118H71ZM82 116V115H81ZM172 116V115H171ZM173 116V117H174ZM177 116V115H176ZM203 116H206V115H203ZM221 116V115H220ZM228 116H231V114H229ZM233 116V117H234ZM249 116H250V114H249ZM255 116V115H254ZM253 116V117H254ZM14 117H15V115H14ZM25 117V116H24ZM27 117V116H26ZM50 117V116H49ZM61 117V116H60ZM63 117V116H62ZM78 117V116H77ZM145 117V116H144ZM149 117H151V116H149ZM157 117V116H156ZM168 117V116H167ZM259 117V116H258ZM16 118V117H15ZM14 118V119H15ZM44 118V117H43ZM47 118V117H46ZM54 118V117H53ZM169 118V117H168ZM171 118V117H170ZM221 118V117H220ZM222 118H224V117H222ZM231 118H232V116H231ZM246 118H248V117H246ZM250 118V117H249ZM262 119H260V121L258 122L259 124H257L256 126H255V128H254V132H253V137L252 138H250V139H247V140H245L244 141V137H243V135H244V133H243V135H240L242 138H243V140L241 141V142H244L243 143V146H244V149L246 150V148H245V145H246V143L247 144H249V143H251L250 144V148H251V151L253 150V152L252 153H247V154H253V155H251L252 157H251V159L250 158H248L249 160H250V162H251V160H252V163L250 164V166L247 168L246 167V172L243 174H240L241 172L239 171V174L237 173V171H236V168H235V173L236 174H238V175H242V180H243V175H244V177H245V181H243L242 183L244 184V189H245V193H242L241 195H240V197L238 198V196L236 195V197L233 199V200H230V198H229V200H228V196H226V194L227 193H225L224 194V196H223V193L224 192H222L223 191V188H224V186H226L225 185V183H223V182H221L220 184H221V186L220 185H218L217 187H219L220 186V193H217V191H215L217 194H220L219 196H218V208H217V205H216V208H217V211L215 210V212L217 213V220L216 221H218V223H217V226H218V228L220 229V232H219V230H216V232L218 231L219 232V234H218V236H219V240H218V238H217V240L219 241L218 242V245L222 248V249H219V250H222L223 252V254H224V258L226 257V255H228V257L229 256H231V258L232 259H234V261H232L233 262V264H262V262L260 261V257L261 256H263V258H264V255H261L262 253H261V251H262V247H263V244L261 245V243H263V242H261L260 240H261V236H263V232L264 231H262L263 229L261 228L263 225H264V223L263 224H259V221H260V219H259V217L260 216H258V213L261 211V210H263V208H261V210L260 211H258L259 209L258 208H260V207H258L259 205H260V203L259 202H262L261 200H260V198L263 196H260V198H259V195L260 194H262V193H260L259 194V186L260 185H262V184H259V181L261 180V178H263V172H262V170H264L263 169V167H264V115L261 117ZM5 119V118H4ZM29 119V118H28ZM45 119V118H44ZM64 119V118H63ZM139 119V118H138ZM141 119V118H140ZM150 119L151 118H149L148 120L150 121ZM155 119V118H154ZM179 119V118H178ZM177 119V120H178ZM180 119H181V121H182V117L180 116ZM180 119H179V121H180ZM214 119V118H213ZM229 119H230V117H229ZM234 119H233V121H234ZM12 120V119H11ZM16 120V119H15ZM22 120H24V119H22ZM26 120V119H25ZM30 120V119H29ZM34 120V119H33ZM37 120V116H36V119H35V121ZM59 120H60V118H59ZM132 120V121H131ZM137 120V119H136ZM135 120V121H136ZM147 120V121H148ZM152 120H153V118H152ZM166 120V119H165ZM169 120V119H168ZM171 120V119H170ZM205 120H206V118H205ZM220 120V119H219ZM227 120V119H226ZM225 120V123L226 122H228V121H226ZM231 120V119H230ZM229 120V121H230ZM246 120V119H245ZM248 120V119H247ZM256 120H258V118L256 119ZM18 121V120H17ZM60 121H62V123H63V120H60ZM65 121V120H64ZM69 120H67V122H68ZM148 121V122H149ZM158 121V120H157ZM174 121V120H173ZM176 121V120H175ZM214 121V120H213ZM212 121V122H213ZM233 121H231V124H232V122ZM235 121V122H236ZM1 122H2V120H1ZM16 122V121H15ZM14 122V123H15ZM20 122V121H19ZM41 122V121H40ZM137 122L138 121H136L135 123L137 124ZM141 122V124L143 123L142 121H140ZM159 122V121H158ZM183 122V123H184ZM245 122V121H244ZM248 122L250 123V121L248 120ZM24 123H25V121H24ZM27 123V122H26ZM47 123V122H46ZM57 123H58V125H59V121H57ZM61 123V124H62ZM66 123V122H65ZM65 123H63V124H65ZM134 123V122H133ZM149 123H151V122H149ZM157 123V122H156ZM161 123V122H160ZM163 123V122H162ZM205 123V122H204ZM207 123V122H206ZM252 123V122H251ZM255 123V122H254ZM2 124V123H1ZM8 124H10V123H8ZM16 124V123H15ZM28 124H29V122H28ZM27 124V125H28ZM38 124V123H37ZM44 125H45V123H43ZM48 124V123H47ZM55 124V123H54ZM140 124V123H139ZM174 124V123H173ZM176 124V123H175ZM180 124V123H179ZM182 124V123H181ZM180 124V125H181ZM200 124H201V122H200ZM220 124H221V122H220ZM3 125V124H2ZM11 125V124H10ZM18 125H19V123H18ZM21 126L23 125V122H22V124H20ZM39 125V124H38ZM44 125L42 126V127H44ZM57 125V126H58ZM133 125V124H132ZM145 126L144 127H146L147 128V126H146V124H144ZM151 125H153L152 123L150 124V126ZM160 125V124H159ZM158 125V126H159ZM180 125H179V127H180ZM208 125V124H207ZM206 125V126H207ZM219 125V124H218ZM223 125H224V122H223ZM222 125V126H223ZM228 125H230L229 123H228ZM228 125H226V126H228ZM245 125H246V122H245ZM248 125H250V124H248ZM21 126H19L20 127V129L22 128ZM36 126V125H35ZM35 126H33L32 125V127H35ZM53 126H55V129H56V125H53ZM143 126V125H142ZM165 126V125H164ZM178 126V125H177ZM183 126V125H182ZM203 126H204V124H203ZM220 126V125H219ZM14 127V126H13ZM18 127V126H17ZM24 127V126H23ZM25 127H26V125H25ZM152 127V126H151ZM162 127V126H161ZM175 127V126H174ZM185 127V126H184ZM187 127V128H188ZM231 127V126H230ZM12 128V127H11ZM35 128H37V127H35ZM63 128H65V126L64 127H62V129L61 130H63V136H64V133L66 132V129H63ZM67 128V127H66ZM130 128V129H129ZM133 128H134V125H133ZM166 128V131H167V127H165ZM181 128V127H180ZM186 128V127H185ZM235 128V127H234ZM238 128V127H237ZM17 129H19V128H17ZM16 128H15V130H17ZM19 129V130H20ZM32 129V128H31ZM129 129V130H128ZM158 129V128H157ZM176 130L175 128H172V130ZM178 129V128H177ZM184 129V128H183ZM202 129V128H201ZM207 129V128H206ZM223 129V128H222ZM225 129V128H224ZM223 129V130H224ZM227 129V128H226ZM230 129L231 128H229V129H227V131L229 130L230 131ZM248 129H250V128H248ZM11 130V129H10ZM13 130V129H12ZM22 130L24 131L25 130V128L23 129L22 128ZM18 131L17 130V132L18 133H22L23 134V131ZM35 130H37V129H35ZM54 130V129H53ZM57 130V129H56ZM64 130H65V132H64ZM136 130V129H135ZM140 130V129H139ZM142 130H144V129H142ZM141 130V131H142ZM163 130H165L164 128H163ZM162 130V131H163ZM173 130V131H174ZM222 130V131H223ZM2 131V130H1ZM5 131V130H4ZM30 131V130H29ZM32 131H34V130H32ZM133 131V130H132ZM147 131V130H146ZM183 132H184V130H182ZM209 131V130H208ZM226 130H225V132H227ZM238 131V130H237ZM15 132V133H14ZM13 132V134H15V135H12L13 137L14 136H16V137H18V135H16L17 133H16V131H14ZM25 132H27V131H25ZM39 132V131H38ZM38 132H35V133H37V134H40V133H38ZM48 132V131H47ZM58 133L60 132H62V131H57ZM134 132V131H133ZM133 132H131L132 133V135H133ZM143 132V131H142ZM144 132H145V130H144ZM143 132V133H144ZM152 132V131H151ZM175 132H177V131H175ZM203 132V131H202ZM232 132V131H231ZM234 132H236V130L234 131ZM240 131H238V133L237 134H240L239 133ZM246 132H248V131H246ZM7 133H10L9 131L7 132ZM33 133V132H32ZM35 133H33V134H35ZM59 133V135H62V134H60ZM67 133H69V132H67ZM121 133V134H120ZM135 133V132H134ZM149 133V132H148ZM165 133H167V132H165ZM190 133V132H189ZM220 133H224V132H221V130H220ZM220 133H217V135H219ZM250 133V132H249ZM2 134V133H1ZM25 134V133H24ZM70 134V133H69ZM141 134V133H140ZM145 134H146V132H145ZM149 134H151V133H149ZM154 134V133H153ZM157 134V133H156ZM179 134H181V133H179ZM178 134V135H179ZM183 134V133H182ZM185 134H186V132H185ZM182 135V136H186V135ZM202 134V133H201ZM227 134V133H226ZM234 134H236V133H234ZM248 134V133H247ZM4 135V134H3ZM26 135H27V133H26ZM51 135V134H50ZM54 135H58V134H56L55 133V131H53V138L52 139H54L55 140V138H54ZM58 135V136H59ZM127 135V134H126ZM128 135H130V134H128ZM127 135V137H129ZM138 135V134H137ZM141 135H143V134H141ZM168 135V134H167ZM221 135V134H220ZM230 135H232L231 133H230ZM229 134H228V136H230ZM250 135V134H249ZM2 136V135H1ZM5 137H6V134L4 135ZM4 136H2V137H4ZM10 136V135H9ZM25 136V135H24ZM30 136H32L31 135V133H30ZM35 136V135H34ZM43 136V135H42ZM62 136V137H63ZM68 136V135H67ZM68 136V137H69ZM123 136V135H122ZM146 136V135H145ZM148 136H150V135H148ZM237 136V135H236ZM1 137V138H2ZM4 137V138H5ZM13 137H12V139H13ZM16 137H14V138H16ZM56 137V136H55ZM61 137V136H60ZM61 137V138H62ZM66 137V136H65ZM131 137V136H130ZM153 137V136H152ZM160 137V136H159ZM168 137V136H167ZM177 137H179V136H177ZM187 137V136H186ZM218 137V136H217ZM223 137V136H222ZM232 137H234L235 138V136H232ZM10 139H11V137H9ZM19 139L21 138V136L20 137H18ZM22 138H23V136H22ZM22 138H21V140H22ZM28 138V135H27V137L26 138H23V139H26V141H28V142H30L31 140H28L27 139ZM33 138V137H32ZM37 138V137H36ZM39 138V137H38ZM133 138V137H132ZM131 138V139H132ZM135 138V137H134ZM137 138V137H136ZM151 138V137H150ZM149 137H148V140H147V142L149 141V139H150ZM155 138V137H154ZM173 138V137H172ZM188 138V137H187ZM215 138V137H214ZM226 138V137H225ZM7 139H8V137H7ZM11 139V140H12ZM18 139V140H19ZM29 139H30V137H29ZM42 139V141H43V138H41ZM56 139H57V137H56ZM128 139V138H127ZM127 139L125 140V141H127ZM140 139H142V136H141V138ZM146 139H147V136H146V138H145V141H146ZM183 139V142L185 143L186 142V140L184 139V138H182ZM208 139V138H207ZM217 139V138H216ZM228 139V138H227ZM230 139V138H229ZM233 139V138H232ZM236 139V138H235ZM238 139V142L240 141V138H237ZM5 141H6V139H4ZM9 140V139H8ZM14 140V139H13ZM17 140V141H18ZM39 140H40V138H39ZM48 141H49V139H47ZM53 140V141H54ZM137 140H139V138L137 139ZM144 140V139H143ZM143 140H141V142H145V141H143ZM153 140V139H152ZM155 140V139H154ZM180 140V139H179ZM188 140V139H187ZM218 140H220V141H223V140H225V139H223V140H221L220 138L218 139ZM231 140V139H230ZM229 140V141H230ZM250 140H252L251 142H250ZM10 141V140H9ZM9 141H6V144H7V142H9ZM15 141H16V139H15ZM15 141H13V142H15ZM16 141V142H17ZM24 141L25 140H22L21 141V146L23 145L22 143H24ZM37 141V140H36ZM41 141V140H40ZM59 141V140H58ZM65 141V140H64ZM90 141V142H91ZM95 141H93V142H95ZM101 141V140H100ZM131 141V140H130ZM135 141V140H134ZM158 141V140H157ZM162 141V140H161ZM181 141V140H180ZM220 141H219V143H220ZM228 141V142H229ZM0 142H1V139H0ZM11 142V144L13 143L12 141H10ZM10 142L8 143V146H9V148H10ZM20 142V141H19ZM31 142H33V141H31ZM44 142V141H43ZM56 142H57V140H56ZM61 142H62V140H60L59 141V143H60V146H61ZM92 142V143H93ZM129 142V141H128ZM137 142V141H136ZM139 142V141H138ZM160 142V141H159ZM178 141H176V143H177ZM183 142H181L180 144L183 146ZM188 142V141H187ZM197 142H199V141H197ZM212 142H214V139H213V141ZM216 142V141H215ZM215 142L213 143V144H215ZM231 142V141H230ZM4 142H2L1 144H3ZM26 143V142H25ZM25 143H24V145H25ZM41 143V145H42V142H40ZM39 142L37 143L36 142V144H38V146H40L39 144H40ZM59 143H54L56 146H58L59 145ZM92 143H91V146H94V145H92ZM158 142H156V144H157ZM160 143H162V142H160ZM189 143H192L191 141L189 142ZM195 143V142H194ZM194 143H193V145H194ZM226 143V142H225ZM232 143V142H231ZM235 143H236V141H235ZM234 143V144H235ZM240 143V142H239ZM5 144V143H4ZM3 144V145H4ZM5 144V145H6ZM19 144V145H20ZM32 144H34V143H29V145H32ZM46 144V143H45ZM58 144V145H57ZM62 144H65V143H62ZM88 144V143H87ZM144 144V143H143ZM146 144V143H145ZM150 144H153V141L152 142H150ZM149 144V145H150ZM166 144V143H165ZM164 144V145H165ZM221 144V143H220ZM219 144V145H220ZM224 143L222 142V145H223ZM245 144V145H244ZM18 145V142H17V145H15V149H16V146H19ZM24 145H23V147H24ZM147 145H148V143H147ZM147 145H145V147L147 146ZM155 145V144H154ZM159 144H157V146H158ZM187 145H189V144H187ZM192 144H190L189 145V147L191 146ZM199 145H200V143H199ZM204 145V144H203ZM212 145V144H211ZM217 145H218V141H217ZM231 144H229V147H231L230 146ZM7 146V145H6ZM7 146V147H8ZM26 146V148H27V144L25 145ZM43 146H45L44 144H43ZM53 147V148H57V147ZM64 146V145H63ZM62 146V147H63ZM91 146H89V147H91ZM122 146V145H121ZM120 146V147H121ZM132 146V145H131ZM143 146V145H142ZM142 146H138V148L139 147H142ZM160 146H162V144H160ZM171 146H174V145H171ZM175 146H177V145H175ZM181 146V147H182ZM186 146V145H185ZM185 146H183L184 148H185ZM235 146H237V145H235ZM241 146V145H240ZM239 145L237 146V148L238 147H240ZM1 147V146H0ZM13 148H14V146H12ZM20 147V146H19ZM19 147L17 148V149H19ZM33 147V146H32ZM34 147L36 148V146L34 145ZM33 147V148H34ZM52 147H50V149H52ZM65 147H66V145H65ZM125 147V146H124ZM133 147V146H132ZM151 147V146H150ZM188 147V146H187ZM194 147H195V145H194ZM201 147V146H200ZM227 147V146H226ZM246 147H247V145H246ZM25 148V147H24ZM24 148H22V150H24ZM25 148V149H26ZM32 148V149H33ZM41 148V147H40ZM64 148V147H63ZM91 148H93V147H91ZM147 148V147H146ZM152 148V147H151ZM241 148V147H240ZM5 146H4V149H2V148H0V150L2 151H0V154L1 153H4V151H5ZM27 149H29V150H31V147L29 146V148H27ZM46 149V148H45ZM49 149V150H50ZM119 149V148H118ZM128 149V148H127ZM132 149V148H131ZM143 149V148H142ZM186 149V148H185ZM191 149H192V147H191ZM209 149V148H208ZM212 149V148H211ZM229 149H231V148H229ZM235 149H236V147H235ZM7 151L9 150V149H6ZM10 150H11V148H10ZM20 150H21V147H20ZM21 150V151H22ZM37 150H39V148L37 149ZM41 150V152H43V150H44V148L43 149H40ZM58 150V149H57ZM57 150H55V151H53V152H55V153H53L54 155L51 157L52 159H54V160H52L51 158V160L53 161V162H55L56 161V158L55 157H58L59 156V153L58 154H56L57 152ZM59 150H61V149H59ZM65 150V148L63 149V151ZM117 150V149H116ZM126 150V149H125ZM134 150V149H133ZM132 150V151H133ZM140 150H141V148H140ZM147 150V149H146ZM168 150V149H167ZM175 150V149H174ZM181 150V149H180ZM186 150H188V149H186ZM186 150H184V151H186ZM200 150V149H199ZM202 150V149H201ZM225 150V152H226V148L224 149ZM228 150V149H227ZM231 150H233V149H231ZM236 150H238V149H236ZM247 150H248V148H247ZM5 151V155H6V153H10V151ZM18 151V150H17ZM51 151V150H50ZM50 151H48L49 152V154L51 153ZM62 151V150H61ZM62 151V152H63ZM86 151V150H85ZM84 151V152H85ZM92 150H89V152H91ZM94 151V150H93ZM110 151V150H109ZM113 151H115V150H113ZM120 151L121 150H119V153H120ZM128 151H130V150H128ZM142 151H144V150H142ZM152 151H153V149H152ZM160 151V150H159ZM171 151V150H170ZM208 151V150H207ZM15 152V151H14ZM19 152V151H18ZM25 154L24 155H27V157H29L31 154V152L29 153V155H28V153L26 154V152H27V150H24L23 151ZM23 152H22V155H23ZM95 152V151H94ZM122 152V151H121ZM172 152V151H171ZM178 152V151H177ZM199 152V151H198ZM224 152V151H223ZM234 152V155H235V153H238V152H235V151H233ZM233 152L231 151V154L233 155ZM243 152H244V154H242L243 155V157H244V155H245V152L246 151H244L243 150ZM249 152V151H248ZM12 153V152H11ZM16 153V152H15ZM38 153L40 154V152L38 151ZM38 153L36 152V153H34V157H35V155L37 154L38 155ZM82 153H83V151H82ZM81 153V154H82ZM115 153V152H114ZM118 153V152H117ZM149 153V152H148ZM152 153V152H151ZM165 153V152H164ZM169 153V152H168ZM187 153H188V151H187ZM194 153H196V151H194ZM210 153V152H209ZM226 153H228V152H226ZM17 154V153H16ZM42 154V153H41ZM40 154V155H41ZM43 154H45V153H43ZM42 154V155H43ZM48 154V155H49ZM55 154H56V156H55ZM95 154V153H94ZM123 154V153H122ZM146 154V153H145ZM185 154V153H184ZM201 154V153H200ZM203 154V153H202ZM205 154H207V152L206 151H204V155ZM229 154H230V150H229ZM231 154H230V156H231ZM18 155H21V154H18ZM23 155V156H24ZM40 155H38V157L40 156ZM93 155V154H92ZM112 155V154H111ZM118 155V154H117ZM116 155V156H117ZM131 155V154H130ZM138 155V154H137ZM144 155V154H143ZM179 155V154H178ZM183 155V154H182ZM182 155H180V158L182 159ZM185 155H187V154H185ZM185 155H183V156H185ZM207 155H209L210 156V154H207ZM237 155V154H236ZM1 156H3V158H4V155H1ZM0 156V157H1ZM8 156V155H7ZM14 156V155H13ZM44 156V155H43ZM55 156V157H54ZM120 156H122V155H120ZM139 156V155H138ZM142 156V155H141ZM195 156V155H194ZM202 156V155H201ZM6 157V156H5ZM9 157H11V155L9 154ZM9 157H8V159H9ZM25 157V156H24ZM27 157H25L26 159H27ZM54 157V158H53ZM84 157V156H83ZM108 157V156H107ZM149 157V156H148ZM168 157H170V156H168ZM191 157V156H190ZM193 157V156H192ZM197 157H199L198 155H197ZM211 157H213V156H211ZM210 157V158H211ZM222 157H225L226 158V156H222ZM236 157V156H235ZM237 157H238V155H237ZM240 157V156H239ZM3 158H1L2 160H5V159H3ZM7 158V157H6ZM19 158V157H18ZM22 158V157H21ZM24 158V159H25ZM30 158V157H29ZM33 158V157H32ZM31 158V161H29L30 162V164L32 165V159ZM36 159H37V156L35 157ZM42 158V157H41ZM47 158H49V157H47ZM46 158V159H47ZM86 158V157H85ZM92 158V157H91ZM109 158L110 157H108L106 160L108 161L109 160ZM116 158V157H115ZM162 158V157H161ZM167 158V157H166ZM187 158V157H186ZM196 158V157H195ZM194 158V159H195ZM204 158V157H203ZM209 157H208V159H210ZM241 158V157H240ZM245 158V157H244ZM244 158H242V159H244ZM246 158H247V155H246ZM253 158V159H252ZM11 159V158H10ZM16 159H17V155H16ZM23 158H22V160L20 159H18V162H22L23 160H24ZM49 159V160H50ZM57 159H59V158H57ZM84 159V158H83ZM93 159H94V157H93ZM92 159V160H93ZM120 159V158H119ZM152 159V158H151ZM156 159V158H155ZM164 159V158H163ZM174 159V158H173ZM197 159V158H196ZM226 159H228V157L226 158ZM248 159H245V161L246 160H248ZM7 160V159H6ZM42 160V159H41ZM50 160V161H51ZM81 160V159H80ZM106 160L104 161V162H106ZM115 159H113V161H114ZM117 160V159H116ZM122 160V159H121ZM125 160H127V159H125ZM135 160V159H134ZM166 160H168V159H166ZM187 160V159H186ZM197 160H200L199 158L197 159ZM212 160V159H211ZM210 160V163L212 162ZM219 160H223L222 158L221 159H219ZM230 160L232 161H234L235 159H231L230 158ZM253 160H254V162H253ZM1 161V160H0ZM17 161V160H16ZM15 161V162H16ZM35 162L37 161V160H34ZM34 161H33V165H35L34 164ZM52 161H51V164H52ZM61 161V162H62ZM77 161V160H76ZM82 161V160H81ZM111 161V160H110ZM110 161H109V163H110ZM192 161V160H191ZM204 161H205V159H204ZM208 161V160H207ZM227 162H228V160H226ZM238 161V160H237ZM17 162V163H18ZM24 162V161H23ZM28 161H26V163H27ZM43 162H45V164H46V161H44V158H43ZM49 161H47V163H48ZM120 162V161H119ZM118 162V163H119ZM125 162V161H124ZM138 162V161H137ZM163 162V161H162ZM187 162H188V160H187ZM190 162V161H189ZM206 162V161H205ZM209 162V161H208ZM213 162H215L214 161V158H213ZM239 162V161H238ZM240 162H241V160H240ZM244 162V161H243ZM243 162H241L242 164H243ZM8 162H6V164H7ZM10 163V162H9ZM9 163H8V165H9ZM12 163V162H11ZM40 163H42V161L41 162H39L38 164H40ZM50 163V162H49ZM64 163V162H63ZM100 163H102V162H100ZM165 163V162H164ZM221 163V162H220ZM234 163V162H233ZM236 163V162H235ZM234 163V164H235ZM245 163V162H244ZM5 163L3 162V164L2 165H4ZM16 164V163H15ZM28 165H29V163H27ZM38 164H37V166L36 167H38ZM44 164V163H43ZM42 164V165H43ZM55 164V163H54ZM86 164H88V163H86ZM111 165H112V163H110ZM109 164V165H110ZM115 164V163H114ZM140 164H141V162H140ZM157 164V163H156ZM183 164V163H182ZM186 164V163H185ZM202 164H204V163H202L201 162V164L200 165H202ZM213 164V163H212ZM228 164H230V161L228 162ZM232 164V163H231ZM246 164V163H245ZM247 164H249V162L247 163ZM19 165H21V164H19ZM19 165L17 164V165H15V167L14 168H16V167H19ZM61 165V164H60ZM65 165V164H64ZM100 165V164H99ZM98 165V166H99ZM108 164H106L105 166H107ZM111 165H110V167L109 168H111ZM176 165V164H175ZM174 165V167H177V166H175ZM177 165H179V162L177 163ZM191 165V164H190ZM193 165L195 166V168L193 169L194 171H195V173H193L192 172V174L191 175H189L187 172H186V174H188L189 176H191V177H189V179L191 178V183H189V184H191V185H189L190 186V188H188V194L190 195V197H192V199L194 198V200L192 201L193 203H192V205L193 206H191L190 207V212H192V215L193 216H195V218L194 217H192L193 218V220H192V222L194 223V225H197L196 223L198 222V219H199V211H201L202 213H203V210H206L208 207L210 208L211 207V205L209 204V206L208 207H206V209H204L203 207H204V205H205V202H203L201 199H200V201L198 202V200H197V197H196V194H197V192H195L196 191V189H195V187H196V185H195V183H196V180L197 179H199V173L200 172H198V167H200V165H199V163H197L196 161H195V164H194V162H193ZM199 165V166H198ZM205 165H206V163H205ZM205 165H203V167L205 166ZM210 165V164H209ZM222 165V164H221ZM236 165V164H235ZM0 166H1V164H0ZM6 166V165H5ZM5 166H4V168H5ZM13 166H14V163H13ZM24 166H25V164H24ZM27 166V165H26ZM25 166V167H26ZM50 166V164H48V167ZM76 166V165H75ZM79 166V165H78ZM89 166V165H88ZM91 166V165H90ZM105 166H104V168H105ZM120 166V165H119ZM164 166V165H163ZM223 166V165H222ZM222 166H221V168H222ZM237 166V165H236ZM8 167V166H7ZM11 167H12V164H11ZM24 167V168H25ZM29 167V169H30V166H28ZM41 167V166H40ZM42 167H44V166H42ZM47 167V166H46ZM58 167V163L55 165V167H54V165L51 167L52 169L46 174V173H44V175H46V177L45 176H42V178L43 177H45L46 178V180L45 181H41L40 183H42L43 182V185L42 184H40L39 186H36V188H35V191H37V192H34L33 193V196L31 195L30 196V193H32L34 190H33V188H32V192H30L29 193V198L32 200V201H30V200H28L29 198H28V196H27V200H28V202L30 201L31 202V204L30 203H28V204H30L31 206L29 207V212L27 211L25 214H26V221H27V223L29 224V226L33 229V234H32V236H31V242H29V252L28 251H26V255L24 256L23 254V256H24V260H23V264H63L65 261H66V259L69 257V256H67L69 253H71L70 251H72V250H74L73 249V247H69V244H71L70 243V241L71 240H73V239H75V237L78 235V237L82 240V245H79V246H81V250H80V254H79V252H77L76 254L78 255V257L77 256H75L76 257V261L77 260H79L78 261V263L80 262V264H88L89 262H91V263H89V264H92V261H93V259L95 258V256H96V253L93 251L94 250V247H95V245H97V244H95L96 243V241L98 242V237L96 236V238L94 239V237H95V233H96V231H98V230H96V226H99L100 224L98 223V221L100 220V218H102V217H99L98 218V215L100 216L101 214H96V211L98 212V207H100L101 208V206L104 204V203H106L107 201H105L106 199H107V197H106V195H105V197H104V199L105 200H103L100 196H98L99 195V193H100V195L103 197V194H106L108 191H105V189L106 190H108L107 189V187L103 190V187H101L102 189H100L101 190V192L99 191V193L97 194L96 193V191H97V189H95L96 191H94L96 194V196H94V197H92V198H88L87 199V201L89 200V202H88V204H86V208L87 209H91L90 210V212H91V218H90V221H89V223L87 222V221H84V223L85 224H83L80 220L82 219V218H80L79 219V216H80V214H82L84 217H85V214H84V211L85 210H83L84 208H82L81 210H79V207H76V205L78 204V205H80L81 206V204L79 203V202H77V204L75 205L74 204V206H75V208H69V205H68V209H72L71 210V212L70 211H67V209L65 208V206H66V202L67 201H65V200H67L66 199V197L67 198H69V196L67 195V194H69V191H68V193H67V191H66V193H65V188H66V186L68 185L67 183H70L71 182V180H70V182H69V178H67V176L65 177V179L64 178H62V174H61V177L59 176V174H60V171L61 170H59V168H57ZM64 167V166H63ZM114 168H115V166H113ZM133 167L135 168V165H133ZM132 167V171H133V168ZM137 167H139V166H137ZM136 167V168H137ZM169 167V166H168ZM203 167H201V168H203ZM209 167V166H208ZM225 167V166H224ZM224 167H223V169H224ZM23 168V169H24ZM39 168V167H38ZM37 168V169H38ZM67 168V167H66ZM76 167H74V170H71V172H73V171H75L76 169H75ZM84 168V167H83ZM118 168L119 167H117V170H118ZM129 168V167H128ZM140 168V167H139ZM143 168V167H142ZM192 168V167H191ZM200 168V169H201ZM229 168H230V166H229ZM234 168V167H233ZM238 168V167H237ZM0 169H1V167H0ZM7 169V168H6ZM21 170L20 171H23L22 170V166H21V168H20ZM25 169H27V167L25 168ZM28 169V170H29ZM34 169V167L31 169L33 172L35 171V169ZM43 169V171H44V169L45 168H42ZM42 169H41V171H42ZM60 169H62V168H60ZM65 169V168H64ZM73 169V168H72ZM205 169V168H204ZM208 169V168H207ZM10 169H7V172L9 171ZM13 169H11V171H12ZM14 170H16V169H14ZM69 170H67L68 171V174H69ZM99 170H102V168H100ZM98 170V171H99ZM104 170V169H103ZM102 170V171H103ZM111 170V169H110ZM109 170V171H110ZM115 170V169H114ZM114 170H112V171H114ZM120 170V169H119ZM118 170V171H119ZM125 170V169H124ZM129 170H131V168L129 169ZM136 169H134V171H135ZM138 170H140V169H138ZM137 170V173L136 174H138L139 176L138 177H140V174H139V172H141V171H138ZM234 170V169H233ZM1 171V170H0ZM20 171H18V168H17V172L15 171L14 173L16 174H14L15 175V182L14 183H18V180H20V177H21V175H25L24 173H21L20 175H19V172ZM58 171H59V173H58ZM67 171H65V172H67ZM77 171V170H76ZM90 171H94V170H90ZM90 171H89V173H90ZM107 170H106V168H105V172H106ZM116 171V170H115ZM114 171V172H115ZM127 171V170H126ZM209 171V170H208ZM23 172H25V170L23 171ZM28 172V171H27ZM29 172H30V170H29ZM32 172V173H33ZM39 172H40V169H39ZM62 172V171H61ZM108 172V171H107ZM106 172V173H107ZM117 172V171H116ZM124 172V171H123ZM147 172V171H146ZM152 172V171H151ZM157 172V171H156ZM164 172V171H163ZM182 172V171H181ZM206 172V171H205ZM222 172H223V175L224 176H229L228 174H227V172H226V170H222ZM234 172V171H233ZM5 173H6V171H5ZM12 173V172H11ZM35 173V172H34ZM40 173H42V172H40ZM74 173V172H73ZM77 173V172H76ZM93 174H94V172H92ZM101 173V172H100ZM105 173V174H106ZM121 173V172H120ZM142 173V172H141ZM144 173H145V171H144ZM207 173V172H206ZM8 174V173H7ZM36 174V173H35ZM35 174H32L33 176L31 177V180H32V178H34V175ZM71 174V173H70ZM93 174H92V176H93ZM101 174H103V173H101ZM108 174V173H107ZM110 174V173H109ZM116 174V173H115ZM118 174V173H117ZM116 174V175H117ZM123 174V173H122ZM136 174H134V175H136ZM156 174V173H155ZM166 174V173H165ZM263 174V175H262ZM0 175H3V174H0ZM9 175H10V173H9ZM9 175H7V177L6 178H8V176ZM28 175V174H27ZM31 175V174H30ZM64 175H65V173H64ZM77 175V174H76ZM90 175V174H89ZM113 175V174H112ZM116 175H113V176H116ZM125 175H127L126 173H125ZM124 175V176H125ZM128 175H130V173L128 174ZM146 175V174H145ZM163 175V174H162ZM174 175V174H173ZM188 175H187V179H188ZM204 176L206 175V177H207V175L208 174H203ZM17 176H19V178L17 177ZM72 176H74V174L72 175L71 174V177ZM78 176V175H77ZM107 176V179H108V175H106ZM112 176V177H113ZM118 176H119V174H118ZM124 176H123V178H124ZM131 176V175H130ZM147 177L149 176V175H146ZM156 176V175H155ZM154 176V177H155ZM180 175H178L177 177H179ZM185 176V175H184ZM201 176V175H200ZM2 177V176H1ZM0 177V178H1ZM4 177V176H3ZM2 177V178H3ZM10 177H11V175H10ZM13 177V176H12ZM26 177H28V176H26ZM25 177V179L27 180V178ZM75 177V176H74ZM91 177V176H90ZM97 177H99L98 175L95 177V178H97ZM100 177H102V176H100ZM100 177L97 179V180H99L100 179ZM126 177V176H125ZM134 177V176H133ZM132 177V178H133ZM142 177V176H141ZM156 177H158V175L156 176ZM176 177V176H175ZM183 177V176H182ZM181 177V178H182ZM230 177V176H229ZM2 178L0 179V182L2 183ZM5 178V179H6ZM14 178V177H13ZM21 178H23V177H21ZM29 178V177H28ZM36 178V177H35ZM34 178V179H35ZM37 178H38V176H37ZM81 178V177H80ZM89 178V177H88ZM119 178V177H118ZM129 178V177H128ZM128 178H127V180H128ZM146 178V177H145ZM159 178V177H158ZM158 178H155V180L156 179H158ZM228 178V177H227ZM239 178V177H238ZM4 179V178H3ZM10 179V178H9ZM33 179V180H34ZM72 179V178H71ZM102 180H103V178H101ZM110 179H113V181H112V184H114L115 182H114V180H117V179H115V178H111V176H110ZM125 179V178H124ZM123 179V180H124ZM166 179V178H165ZM229 179H231V178H229ZM11 180V179H10ZM22 180V179H21ZM20 180V181H21ZM36 181L38 180V179H35ZM65 180V181H64ZM77 180V179H76ZM95 180V179H94ZM101 180V181H102ZM120 180V179H119ZM144 180V179H143ZM178 180V179H177ZM186 180V179H185ZM205 180V179H204ZM208 180V179H207ZM23 182H24V179L22 180ZM21 181V182H22ZM68 181V182H67ZM96 181V180H95ZM100 181V180H99ZM99 181H98V183H99ZM104 181V180H103ZM102 181V182H103ZM111 181V180H110ZM109 180H108V182H110ZM126 181V180H125ZM139 181V180H138ZM162 181V180H161ZM201 181V180H200ZM203 181V180H202ZM239 181V180H238ZM7 182H9L8 180H7ZM26 183H31L32 181H29V179H28V182L27 181H25ZM73 182V181H72ZM80 182V181H79ZM117 182V181H116ZM124 182V181H123ZM133 183L135 182V181H132ZM131 182V183H132ZM148 182V181H147ZM167 182V181H166ZM166 182H164V183H166ZM186 183H184V184H187V181H185ZM188 182H189V180H188ZM261 182V181H260ZM263 182V181H262ZM0 183V186H2V184ZM20 183V182H19ZM94 183H96V182H94ZM97 183V184H98ZM121 183H122V181H121ZM127 183V182H126ZM132 183V184H133ZM198 183L200 184V182H199V180H198ZM9 184V183H8ZM13 184V183H12ZM11 184V185H12ZM23 184V183H22ZM35 184V183H34ZM67 184V185H66ZM71 184V183H70ZM124 185H125V182L123 183ZM131 184V185H132ZM137 184H138V182H137ZM143 184H144V182H143ZM151 184V183H150ZM172 184V183H171ZM176 184V183H175ZM24 185L25 184H23V185H19V188L21 187V188H23L24 187ZM28 185V184H27ZM27 185H25V187L27 186ZM31 185V184H30ZM36 185H38V182H37V184ZM93 185V184H92ZM116 185H118V183L116 184ZM130 185V184H129ZM135 185V184H134ZM152 185V184H151ZM154 185V184H153ZM160 185V184H159ZM4 186H5V182H4ZM8 186L9 185H7V189H9L8 188ZM18 186V185H17ZM86 186H87V184H86ZM94 186H95V184H94ZM99 186H100V183H99ZM99 186L98 187H96V188H98L99 189ZM102 186H103V184H102ZM104 186H107L106 185V183H105V185ZM121 186V185H120ZM123 186V185H122ZM170 186V185H169ZM181 186V185H180ZM179 186V187H180ZM263 186V185H262ZM3 187V186H2ZM15 187V186H14ZM33 187H34V185H33ZM68 187V186H67ZM125 187V186H124ZM141 187V186H140ZM145 187V186H144ZM143 187V188H144ZM154 187V186H153ZM178 187V188H179ZM197 187H198V184H197ZM200 187V186H199ZM201 187H203L202 185H201ZM215 187V186H214ZM216 187V188H217ZM242 187V189H243V185L241 186ZM1 188V187H0ZM5 188H6V186H5ZM12 188V187H11ZM10 188V189H11ZM17 190H18V188L17 187H15ZM29 188H30V186H29ZM29 188H27L28 190H29ZM78 188V187H77ZM90 188H92V187H90ZM116 188V187H115ZM120 188V187H119ZM128 188V187H127ZM131 188V187H130ZM137 188V187H136ZM135 188V189H136ZM187 188V185H186V187H185V189ZM240 188V187H239ZM263 188V187H262ZM261 187H260V189H262ZM2 190H3V188H1ZM6 189V190H7ZM9 189V190H10ZM24 189V188H23ZM71 189H74V188H72L71 187ZM153 189V188H152ZM166 189V188H165ZM170 189V188H169ZM199 189V188H198ZM201 189V188H200ZM199 189V190H200ZM212 189H213V187H212ZM211 189V190H212ZM219 189V188H218ZM217 189V190H218ZM226 189H227V187H226ZM243 189V190H244ZM2 190H1V193L0 194H3L2 193ZM25 190V189H24ZM78 190V189H77ZM117 190V189H116ZM120 190V189H119ZM132 190V189H131ZM141 191L143 190V189H140ZM146 190V189H145ZM210 190V191H211ZM216 190V189H215ZM224 190H225V188H224ZM228 190V189H227ZM229 190H230V188H229ZM263 190V189H262ZM29 191H31V190H29ZM71 191L72 190H70V194H71ZM90 191H91V189H90ZM105 191V192H104ZM238 191V190H237ZM4 192V191H3ZM25 193L27 192V190L26 191H24ZM24 192H22L21 190H18L17 191V193L15 194V191H14V188L11 190V193H12V195L11 196H13L12 197V199L13 200H15L12 204L14 205V208H13V212H12V214H11V209H9L10 211V214H11V216H9L10 217V220L6 223V221L4 222V219L6 218V214L8 213L7 212V210H8V204L6 205L5 203H7V202H1L2 200H4L3 199V196L1 197V200H0V264H8V262H10V260H11V262L9 263V264H12V262H15V260L13 259V261H12V257H11V254H12V252L14 251V250H16V244H18L19 245V243H18V241L20 240V237L24 234L23 232H24V229L26 228V225H25V228L22 226V224L21 223H19V227H16L15 228V226H14V222L12 221V219L14 220V215H15V213L17 212L16 211V209L18 208V206L19 205H21L22 204V193L24 194ZM85 192V191H84ZM130 192V191H129ZM136 192H137V190H136ZM160 192H163L164 193V190L162 191H160ZM178 192V191H177ZM204 192V191H203ZM243 192V191H242ZM5 193V192H4ZM28 193V192H27ZM88 193H91V192H89L88 191ZM102 193V194H101ZM120 193V192H119ZM138 193V192H137ZM179 193V192H178ZM186 193H187V190H186ZM222 193V194H221ZM9 194H10V191H9ZM73 194V193H72ZM94 193H92V195H93ZM108 194V193H107ZM125 194V193H124ZM133 194H134V192H133ZM141 194V193H140ZM167 194V193H166ZM165 194V195H166ZM177 194V193H176ZM200 194V193H199ZM203 194V193H202ZM211 194V193H210ZM209 194V195H210ZM231 194V193H230ZM229 193H228V195H229V197H231V196H235V193L232 195H230ZM236 194H237V192H236ZM64 195H67V196H64ZM90 194H88L87 195V197L89 196ZM91 195V196H92ZM111 195V194H110ZM120 195V194H119ZM136 195V194H135ZM148 195V194H147ZM150 195V194H149ZM165 195H162V196H165ZM180 195V194H179ZM185 195V194H184ZM205 195V194H204ZM4 196H5V194H4ZM8 197L10 196V195H7ZM10 196V197H11ZM25 196V195H24ZM84 196V195H83ZM108 196V195H107ZM123 196V195H122ZM130 196V195H129ZM161 196V197H162ZM181 196H182V194H181ZM188 196V195H187ZM200 195H198V197H199ZM71 197V196H70ZM124 197V196H123ZM140 197V196H139ZM154 197V196H153ZM152 197V198H153ZM157 197V196H156ZM159 197V196H158ZM167 197H168V195H167ZM166 197V198H167ZM183 197H185V196H183ZM202 197H203V195H202ZM209 197V196H208ZM74 198V197H73ZM79 198V197H78ZM85 198H86V196H85ZM109 198V197H108ZM137 198V197H136ZM201 198V197H200ZM232 198V197H231ZM263 198V197H262ZM24 199H26V197L24 198ZM23 199V200H24ZM76 199V198H75ZM81 199H83V198H81ZM124 199V198H123ZM126 199V198H125ZM155 199V198H154ZM164 199V198H163ZM203 199H204V197H203ZM213 199H214V197L212 198V203H213ZM6 200V199H5ZM113 200H114V198H113ZM145 200V199H144ZM157 200H159V199H157ZM171 200H172V198H171ZM205 200V199H204ZM207 200V199H206ZM214 200H216V199H214ZM260 200V201H259ZM76 201V200H75ZM74 200H73V202L72 203H74L75 202ZM77 201H79L78 199H77ZM83 201V200H82ZM87 201L86 200H84V204L85 203H87ZM102 201H105V202H102ZM112 201V200H111ZM118 201V200H117ZM259 201V202H258ZM26 202V201H25ZM25 202H24V204H25ZM115 202H116V200H115ZM132 202V201H131ZM130 202V203H131ZM166 202V201H165ZM182 202V201H181ZM190 202V201H189ZM216 202V201H215ZM9 203V202H8ZM71 203V204H72ZM82 203V202H81ZM111 203V202H110ZM122 203V202H121ZM124 203H125V201H124ZM133 203V202H132ZM136 203V202H135ZM159 203V202H158ZM168 203V202H167ZM177 203V202H176ZM208 203H210V200H208L207 202H206V204H208ZM259 203V205H257ZM28 204L26 203V205L28 206ZM70 204V205H71ZM83 204V205H84ZM108 204V203H107ZM116 204V203H115ZM142 204V203H141ZM151 204H154V203H151ZM186 204V203H185ZM219 204H222V206L221 207H219ZM10 205V204H9ZM12 205V206H13ZM77 205V206H78ZM132 205V204H131ZM138 205V204H137ZM170 205V204H169ZM178 205V204H177ZM214 205V203L212 204V206ZM214 205V206H215ZM7 206V207H6ZM24 206V205H23ZM23 206H22V208H23ZM72 206H73V204H72ZM119 207H120V205H118ZM143 206H146V205H143ZM148 206V205H147ZM179 206V205H178ZM183 206H184V204H183ZM260 206H262V205H260ZM9 207H11V206H9ZM83 207V206H82ZM85 207V206H84ZM107 206H105L104 208H106ZM112 207V206H111ZM122 207V206H121ZM141 207V206H140ZM152 207V206H151ZM151 207L149 208V209H151ZM153 207H155V205H153ZM152 207V208H153ZM166 207V206H165ZM200 207V208H199ZM20 209H21V207H19ZM76 208H78V210L76 209ZM99 208V212L101 211L102 212V210H103V207L100 209ZM114 208V207H113ZM118 208V207H117ZM126 208V207H125ZM130 208V207H129ZM134 208V207H133ZM156 208V207H155ZM19 209V210H20ZM66 209V210H65ZM86 209V211H88ZM106 209H108V207L106 208ZM110 209V208H109ZM137 208H135V210H136ZM139 209V208H138ZM141 209V208H140ZM139 209V210H140ZM154 209V208H153ZM178 209V208H177ZM200 209V210H199ZM23 210V209H22ZM24 210V211H25ZM105 210V209H104ZM126 210V209H125ZM130 210V209H129ZM133 211H135L134 209H132ZM143 210H145V207H143ZM142 209H141V211H143ZM173 210V209H172ZM180 210V209H179ZM182 210H183V208H182ZM108 211V210H107ZM150 211V210H149ZM148 211V212H149ZM157 211V210H156ZM174 211V210H173ZM208 211V210H207ZM207 211L205 212V213H207ZM7 212V213H6ZM110 212H114V210L113 211H110ZM144 212V211H143ZM262 212H264V210L262 211ZM86 213V212H85ZM105 215H104V217L103 218H105V216L107 215L105 212H103ZM123 213V212H122ZM136 213V212H135ZM134 212L133 213H131L130 212V215L131 214H135ZM138 213V212H137ZM145 213V215H148V214H146V212H144ZM143 213V214H144ZM152 213H154V212H152ZM160 213V212H159ZM204 213V214H205ZM214 213V212H213ZM9 214V215H10ZM25 214H24V216H25ZM141 214V213H140ZM149 214H150V212H149ZM158 214V213H157ZM183 214H184V212H183ZM187 214V213H186ZM188 214H190L189 212H188ZM211 215L212 213H211V211H210V209H209V211H208V213L206 214V215ZM16 215H17V213H16ZM88 215V214H87ZM90 215V214H89ZM110 215V214H109ZM111 215H113V214H111ZM127 215H129V214H127ZM138 215H139V213H138ZM137 214L135 215V216H138ZM145 215H142L143 217L145 216ZM168 215V214H167ZM179 215V214H178ZM185 215V214H184ZM203 215V214H202ZM259 215H261V214H259ZM23 216V215H22ZM176 216V215H175ZM180 216V215H179ZM186 216V215H185ZM5 217V218H4ZM20 217V216H19ZM83 217V218H84ZM107 217L108 216H106V218H105V221H106V219H107ZM112 217V216H111ZM128 217V216H127ZM143 217L141 218L142 220H143ZM146 217V216H145ZM144 217V218H145ZM152 217H153V215H152ZM178 217V216H177ZM182 217H183V215H182ZM190 217V218H191ZM204 217V216H203ZM202 217V218H203ZM16 218V217H15ZM115 218V217H114ZM122 218V217H121ZM133 218V217H132ZM132 218H129V220L130 219H132ZM135 218H137V217H135ZM140 217H138L137 219L138 220H140L139 219ZM148 218V217H147ZM147 218H145V220H148ZM159 218V217H158ZM180 218V217H179ZM179 218H178V221H180L181 219H183V218H181L180 220H179ZM211 218H213V215H211V217H209L208 216V218L207 219H211ZM6 219H8V217L6 218ZM18 219V221H19V218H17ZM86 219H89V218H87V216L84 218V220H86ZM108 219H109V217H108ZM127 219V218H126ZM136 219V220H137ZM150 219V218H149ZM188 219V218H187ZM206 218L204 217V220H205ZM206 219V220H207ZM214 219V218H213ZM25 219L23 218V221H24ZM104 219H102V221H103ZM110 220V219H109ZM112 220V219H111ZM141 220V221H142ZM145 220H143L144 222H145ZM177 220V219H176ZM204 220H203V222H204ZM205 220V221H206ZM261 220H263V219H261ZM10 221H12L13 222V224H11V222ZM96 221H97V223L99 224V225H96ZM105 221H104V223H105ZM123 221H124V219H123ZM132 221V220H131ZM162 221V220H161ZM173 221V220H172ZM182 221V220H181ZM202 221V220H201ZM210 220H208V222H209ZM213 221V220H212ZM212 221H210L209 223H211V225H212ZM6 223L5 225H3L4 223ZM79 222H81L83 225H87L86 227V229H84L85 228V226H83L84 228H80L79 229ZM100 222V221H99ZM133 222H134V219H133ZM149 222V221H148ZM191 222V221H190ZM203 222H199V224H203ZM261 222V221H260ZM16 223V222H15ZM80 223V224H81ZM87 223V224H86ZM108 223H110V222H108ZM127 223V222H126ZM154 224H155V222H153ZM164 223V222H163ZM189 223V222H188ZM216 223V222H215ZM21 224V225H20ZM136 224H139V221H138V223H136ZM143 224H145V223H143ZM143 224L141 225V223L139 224V225H141L142 227H143ZM167 224V223H166ZM178 224V223H177ZM179 224H181V223H179ZM206 224H207V226L209 225L207 222L205 223V228H207L206 227ZM113 225H114V223H113ZM149 225V224H148ZM172 225V224H171ZM185 225H187L186 224V220H185ZM184 224H182V226L184 227L185 226ZM191 225H193L192 223H191ZM191 225L190 226H188V227H191ZM261 225V230H260V228H259V226ZM22 226V227H21ZM28 226V225H27ZM28 226V227H29ZM102 226H104L103 228H105V226L106 225H103L102 224ZM115 226V225H114ZM117 226V225H116ZM115 226V227H116ZM129 226H130V224H129ZM145 226V225H144ZM147 226V225H146ZM170 226V225H169ZM173 226V225H172ZM178 226V225H177ZM212 226H214V224L212 225ZM216 226V225H215ZM3 227H5L4 229H3ZM137 227H138V225H137ZM142 227H141V229H142ZM148 227V226H147ZM161 227H163V226H161L160 225V228ZM186 227V226H185ZM185 227L183 228V229H185ZM195 227V226H194ZM194 227L192 228V230H190V229H188L187 231H189V232H192V234L190 235V236H194L195 235V233L198 231L197 230V228L199 227H195V229H194ZM172 228H174V227H172ZM200 228V227H199ZM198 228V229H199ZM208 228H209V230H212V229H210V227L208 226ZM212 228H214V227H212ZM217 228V227H216ZM263 228H264V226H263ZM28 228H26V230H27ZM30 229V228H29ZM28 229V230H29ZM98 229V228H97ZM108 229V227H106V230ZM110 229V228H109ZM134 229V228H133ZM157 229H159V228H157ZM175 229V228H174ZM178 229H179V226H178ZM182 229V227H181V231H180V229L179 230H177V231H180V232H175V233H181L182 231H184ZM204 229V228H203ZM2 230V231H1ZM25 230V231H26ZM31 230V229H30ZM106 230H104V231H106ZM111 230H112V228H111ZM117 230V229H116ZM136 230V229H135ZM135 230H132V231H135ZM139 230H140V228H139ZM138 230V234H140L139 231ZM142 230H145V229H142ZM154 230V229H153ZM161 230V229H160ZM168 230V229H167ZM186 230V229H185ZM195 230H196V232H195ZM157 231V230H156ZM200 232L202 231V230H199ZM203 231H205V230H203ZM202 231V232H203ZM261 231H262V233H261ZM107 232H108V230H107ZM120 232V231H119ZM128 232V231H127ZM131 232V231H130ZM185 232V231H184ZM199 232V233H200ZM27 233V232H26ZM30 233H32V232H30ZM79 233V234H78ZM98 233H99V231H98ZM103 233V232H102ZM143 233V232H142ZM165 233V232H164ZM208 233V229H207V232H206V234ZM214 233V232H213ZM261 233V234H260ZM28 235H29V233H27ZM26 234V235H27ZM104 234V233H103ZM108 234V233H107ZM122 234V233H121ZM166 234V233H165ZM182 234H183V232H182ZM182 234H180V236L182 235ZM186 234V233H185ZM188 234V233H187ZM102 235V234H101ZM129 235V234H128ZM136 235H137V233H136ZM143 235V234H142ZM169 235V234H168ZM204 235V234H203ZM214 235V234H213ZM110 236V235H109ZM116 236V235H115ZM172 236V235H171ZM184 236V234L182 235V237ZM187 236V235H186ZM185 236V237H186ZM196 236H197V234H196ZM198 236H200V234L198 235ZM207 236H208V234H207ZM206 236V237H207ZM217 236V235H216ZM4 238V240H3V238ZM25 237V236H24ZM23 237V238H24ZM77 237V238H78ZM112 237V236H111ZM131 237V236H130ZM133 237H134V235H133ZM136 237V236H135ZM138 237H140V236H138ZM138 237H137V240H138ZM144 237V235L143 236H141L140 237V239L138 240V242H137V240L135 241V242H137V247L139 246L138 244H140V240H143V239H141V238H143ZM173 237V236H172ZM182 237H181V240H182ZM201 237V236H200ZM203 237H205V236H203ZM205 237V238H206ZM27 238V237H26ZM25 238V239H26ZM28 238H29V236H28ZM76 238V239H77ZM78 238V239H79ZM104 238V237H103ZM108 238V237H107ZM113 238H115V237H113ZM112 238V239H113ZM129 238V237H128ZM197 238H199V237H197ZM263 238L264 237H262V241H264L263 240ZM1 239H2V242H1ZM119 239H120V237H119ZM134 239H136V238H134ZM151 239V238H150ZM187 239V238H186ZM200 239V238H199ZM202 239V238H201ZM211 239V238H210ZM28 240V239H27ZM81 240H79V241H81ZM110 240V239H109ZM108 240V241H109ZM116 240V239H115ZM125 240H127V239H125ZM168 240V239H167ZM174 240V239H173ZM172 240V241H173ZM180 240V239H179ZM178 240V241H179ZM188 240L189 241H186V247H184V249H183V251L188 247L187 245L190 243V241H191V243L193 242V238L192 237H188ZM203 240V239H202ZM205 240V239H204ZM212 240V239H211ZM215 240H216V238H215ZM215 240H213L214 242H216L217 243V241H215ZM24 241V240H23ZM30 241V240H29ZM75 241V240H74ZM99 241H100V239H99ZM200 241V240H199ZM206 241V240H205ZM27 242V241H26ZM76 242H77V240H76ZM75 242V243H76ZM112 242H114V241H112ZM117 242V241H116ZM167 242V241H166ZM181 242V241H180ZM189 242V243H188ZM204 242V241H203ZM23 243V242H22ZM25 243V242H24ZM23 243V244H24ZM75 243H74V245H75ZM81 243V242H80ZM101 243V242H100ZM106 243V242H105ZM110 243V242H109ZM131 243H133V241H131ZM169 243V242H168ZM184 243H185V241L184 242H182V244L184 245ZM194 243V242H193ZM192 243V244H193ZM198 243V242H197ZM196 242H195V244H197ZM26 244V243H25ZM112 244V243H111ZM110 244V245H111ZM126 244V243H125ZM124 244V245H125ZM133 244H135V243H133ZM154 244V243H153ZM199 244V243H198ZM209 243H208V240H207V245H208ZM17 245V246H18ZM27 245V246H28ZM109 245V244H108ZM145 245V244H144ZM172 245V244H171ZM175 245V244H174ZM200 245V244H199ZM198 245V246H199ZM207 245H206V247H207ZM217 245V244H216ZM25 246V245H24ZM98 246V245H97ZM130 246V245H129ZM163 246V245H162ZM195 246V245H194ZM197 246V245H196ZM202 246H203V244H202ZM209 246H211L210 244H209ZM218 246V247H219ZM262 246V247H261ZM77 247H78V245H77ZM103 247V246H102ZM127 247V246H126ZM133 248H135V246L133 245L132 246ZM142 247V246H141ZM154 247V246H153ZM189 247H191V246H189ZM205 247V248H206ZM19 249H20V247H18ZM17 248V249H18ZM27 248L28 247H26V250H27ZM69 248H72V249H69ZM107 248V247H106ZM119 248V247H118ZM139 248V247H138ZM156 248V247H155ZM177 248V247H176ZM195 249H196V247H194ZM202 248V247H201ZM204 248V249H205ZM18 249V250H19ZM103 249H104V247H103ZM108 249V248H107ZM121 249V248H120ZM180 249V248H179ZM21 250H22V248H21ZM68 250H69V253H68ZM75 250H77V249H75ZM119 250V249H118ZM118 250H117V252H118ZM155 250V249H154ZM193 252L195 251L193 248L191 249ZM190 250V251H191ZM202 250V249H201ZM79 251V250H78ZM108 251V250H107ZM106 251V252H107ZM110 251H112V249L110 250ZM109 251V252H110ZM134 251V250H133ZM140 251V250H139ZM165 251V250H164ZM168 251V250H167ZM190 251H188V252H190ZM191 251V253L193 254V252ZM198 251H200V248H199V250ZM22 252V251H21ZM97 252V251H96ZM105 252V251H104ZM188 252H187V254H188ZM201 252V251H200ZM203 252H204V250H203ZM202 252V253H203ZM210 252V251H209ZM263 252H264V250H263ZM15 253H18L19 254V251L18 252H15ZM15 253H14V256H15ZM23 253V252H22ZM131 252H129L128 253V255H131L130 254ZM164 253V252H163ZM174 253V252H173ZM178 253H179V251H178ZM215 253V252H214ZM218 253V252H217ZM72 254V253H71ZM75 254V253H74ZM137 254V253H136ZM136 254H134V255H136ZM148 254V253H147ZM166 254V253H165ZM164 254V255H165ZM181 254H183V252H181L180 253V255ZM187 254H183V256H185L186 257V255ZM13 255V254H12ZM17 255V254H16ZM20 255V254H19ZM19 255H17V256H19ZM70 255V254H69ZM110 255V254H109ZM116 255H117V253H116ZM142 255V254H141ZM195 255H197V254H195ZM202 255V254H201ZM204 255H207V256H209V254H204ZM72 256V255H71ZM106 256V255H105ZM173 256V255H172ZM171 256V257H172ZM188 256V255H187ZM194 256V255H193ZM198 256V255H197ZM207 256H205L206 257V260H207ZM214 256H215V254H214ZM213 256V257H214ZM216 256H217V254H216ZM215 256V257H216ZM222 256V255H221ZM192 257V256H191ZM202 257V256H201ZM200 257V258H201ZM204 257V256H203ZM202 257V258H203ZM22 258V257H21ZM78 258V259H77ZM97 258V257H96ZM108 258V256L106 257V259ZM110 258V257H109ZM113 258H115V256L113 257ZM126 258H128V257H126ZM131 258V257H130ZM145 258V257H144ZM146 258H147V256H146ZM181 258V257H180ZM182 258H184V257H182ZM195 258H196V256H195ZM201 258V259H202ZM212 258V257H211ZM220 258V257H219ZM23 259V258H22ZM121 259V258H120ZM119 259V260H120ZM139 259V258H138ZM141 259V258H140ZM189 259H191L190 257H189ZM192 259H193V257H192ZM215 259H218V257L217 258H215ZM228 259H230V258H228ZM232 259H230V260H232ZM73 260H74V258H73ZM108 260V259H107ZM162 260V259H161ZM185 260H187V259H184V261ZM203 260H205V259H203ZM202 260V262H204ZM212 260V259H211ZM219 260V259H218ZM221 260V262H222V258L220 259ZM21 262H22V260H20ZM104 261V260H103ZM146 261V260H145ZM144 261V262H145ZM178 261V260H177ZM180 261H181V259H180ZM189 261V260H188ZM193 261V260H192ZM200 261V259H198V262ZM214 261V260H213ZM263 261V260H262ZM74 262V261H73ZM72 262V263H73ZM93 262H95V261H93ZM105 262H107V261H105ZM120 262V261H119ZM122 262V261H121ZM120 262V263H121ZM127 262V261H126ZM125 262V263H126ZM137 262H139V261H137ZM171 262H173V261H171ZM176 262V261H175ZM174 262V263H175ZM179 262V261H178ZM187 262V261H186ZM191 261H189V263H190ZM195 262V261H194ZM197 261H196V263H198ZM220 262V261H219ZM261 262V263H260ZM16 263V262H15ZM15 263H13V264H15ZM17 263H18V261H17ZM16 263V264H17ZM66 263H67V261H66ZM76 263V262H75ZM123 263V262H122ZM140 263V262H139ZM156 263V262H155ZM161 263V262H160ZM182 263H183V261H182ZM21 264V263H20ZM141 264V263H140ZM171 264V263H170ZM176 264H181V262L180 263H177L176 262ZM184 264V263H183ZM195 264V263H194ZM199 264V263H198ZM201 264V263H200ZM204 264V263H203ZM206 264V263H205ZM207 264H209V262H207ZM214 264H215V262H214ZM221 264V263H220ZM222 264H224V262H222ZM225 264H227V262L225 263ZM229 264V263H228ZM263 264H264V261H263Z\"/></svg>",
    "mask_w": 264,
    "mask_h": 264
}]
</instances>
